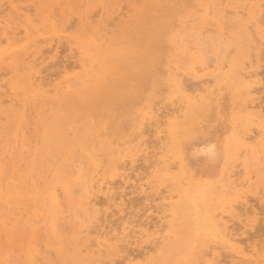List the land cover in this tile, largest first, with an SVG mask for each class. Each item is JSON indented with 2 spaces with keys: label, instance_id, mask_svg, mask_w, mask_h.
I'll list each match as a JSON object with an SVG mask.
<instances>
[{
  "label": "rangeland",
  "instance_id": "obj_1",
  "mask_svg": "<svg viewBox=\"0 0 264 264\" xmlns=\"http://www.w3.org/2000/svg\"><path fill=\"white\" fill-rule=\"evenodd\" d=\"M1 1L2 0H0V2ZM4 1H5V3H4ZM123 1H125V2H123ZM127 1H128V3H127V5H125L126 7H124V4ZM133 1L134 0H36V1L35 0H25V1L24 0H17V1L14 0L12 2L10 0L9 1L3 0L4 5L3 4L1 5V3H0V6H1L0 11H3L6 8V6L8 5V7H7L8 9L6 8L7 10H4L3 12L0 13V19H2L0 21V38H3V36H4L3 41H2V39L0 41V50L4 47H7L9 44L11 48L19 50L20 52L22 51V50H20L21 48L25 49L26 54L23 55V53H22V55L19 54V56H20V58H22V57L26 58L27 57V59L22 58L20 63L14 62V60L12 62L11 59H7V60L0 63V82H1L0 83V88H1L0 92L1 91L3 92L4 91L3 89H6V88L9 89L3 93L1 92L2 94L0 96V98L2 97V99H6V102L3 103V105H1V106H3V108L0 109V126L4 124L6 126L5 127L2 126V127L4 129L5 128L7 129V130L6 129L4 130L3 128H0V131H1L0 132V142H1L0 148L3 147L4 143H6V145H9L11 147L9 152L6 154L5 158L3 159V162L0 166V173H1V175H0V191L2 193V194H0L1 195V197H0V211L3 212V215H1L3 218L0 216V254H1L0 255V264H9V263L10 264H19V263L20 264H32V263L33 264H78V263H80V264H87L88 263L89 264L91 262L93 264H96L97 262L98 263L100 262L99 260H97V257H98V259L99 258L102 259L101 262L104 260L103 258L107 259L106 257H108V259H109V257H111V259L109 260V263H111V264H122V263L124 264L127 261L129 263L127 262L125 264H130V263L134 264L135 260H137L135 264H137V263L138 264L139 263H142V264L143 263L144 264H148V263L149 264H153V263L154 264H158V263L159 264H182L183 262H184L183 264H186V263L192 264L193 261H196V262H193L194 264H201V263L207 264V262H209L208 264H221V263L223 264L226 260L228 261V259H229V261L231 260V264H236V262H234V261H238V258L240 256L242 258L240 257V260L237 262L238 264L243 259H245V262L249 260L250 264H255V263H257V264L261 263L262 264V263H264V260H263L264 254L263 255L260 254L261 249L264 247L262 245L264 242L261 243L262 241H264V187H262V185L260 183H262L261 181H262V179L264 180V178H262L261 180L259 178L260 177L259 175H261V177H264V175L261 174V172L264 173L263 172L264 169H262L264 167V165H263V167H262L263 163L260 164L261 166L259 164L255 165L256 163L260 162V159L258 160V162H256L255 159H253L255 157V155H253V154H256V155L259 154L260 153L259 151H261L260 147L261 148L264 147V143L260 144V142L264 141V139H263L264 133L259 135V138L257 136L258 139H255L253 141L254 143H252V141H250V140H246V141L242 142L241 137H240V135L242 136L245 132L253 133L254 130L257 131V128L259 129V126L263 127L262 125H264V111L261 110L262 108H264V44H263L264 43V37H263L264 36V32H263V30H264V11H263L264 10V4L261 5L262 7L259 5L262 2H264V0H243V1L240 0V1H242L241 3H240V1H237V0H235V2H234V0H230V1L229 0H224V1L223 0H205V1L204 0H192V3H193L192 5L189 4V2L187 3V1H185V0H140L139 2L136 0L134 2ZM227 1H229V2H227ZM10 2H12V3L10 4ZM222 2H224V3L226 2L227 5H230V2H231L232 7H236L237 10L238 9L240 10L242 7H244V4H245L246 7H245V9L243 8L242 11L247 13L246 16L244 15L242 18V16H241L242 12H240V11H239L240 15L238 14L239 18H242V20L244 18L245 19L242 21V23L239 22L240 24L233 21V22H235V24L237 23V25H235V26L230 25L231 22H230V24L228 23L230 26H227V24L224 25V26H227L226 27V33L227 34L226 33L224 34L222 32H220V34H217L218 32L217 33L215 32L216 34H213L214 32L212 33V31L209 29L213 30L215 27L211 26V24L209 22L210 20H209L208 22L205 23V26L203 25L204 30L205 31L208 30L207 32H205L202 28V24L200 21V17L203 14V9L215 8L216 10H219L221 7L224 6V3H222ZM237 2H239V4ZM29 4L31 7L28 6ZM31 4H33V5H31ZM221 4H223V6ZM121 5H122V10H120ZM195 5H196V9H198V10H196V12L194 11ZM258 5H259V7H258ZM18 6L20 8H18ZM99 6H100V10H99ZM69 7H70V9H69ZM228 7H231V6H228ZM24 8H26V10H24ZM56 8H57V10H56ZM251 9L256 10V11H252ZM20 10H22V11H20ZM32 10H33V14L31 15ZM97 10H98V12L96 13V15H98V16L92 17L93 16L92 14L94 12H96ZM261 10H262V12H261ZM9 11H12V12L14 11L15 13H12V12L10 13ZM23 11H24V13H23ZM47 12H48V14L52 13L50 16L53 18H51L47 14ZM4 13L7 15H5ZM17 13H19L20 15H21V13H23V14L20 16ZM26 13H28V14H26ZM63 13H64V15H63ZM71 13H73V16H74L73 18H71L72 17ZM57 14H58V16H57ZM13 15L15 16V18ZM39 15L41 17H39ZM116 15H117V17H116ZM45 16L47 17V19L46 18L44 19ZM69 16H71V17H69ZM87 16H89V17L91 16V17L89 18ZM113 16L116 19L112 18ZM133 16H135L136 18ZM151 17H153V18H151ZM246 17H248L250 19H247ZM255 17H257V18H255ZM32 18H34V19L36 18V22ZM50 18L52 20H50ZM93 18L95 19L94 21H93ZM110 18H112L114 20L115 24H114V22L111 21L112 19L110 20ZM133 18L135 19V22H134ZM147 18H148V20H146ZM258 18H259V20H258ZM39 19H41V20H39ZM57 19H59V20H57ZM107 19L109 21H111L110 24H112L113 26H110V24L107 23V21H108ZM42 20H43V22H46L45 24H47V25L44 26V23L42 22ZM73 20H74V22H73ZM89 20H91L92 24ZM250 20H251V22H250ZM257 20L261 21L259 23L257 22V25L262 30L261 35L263 37V43H260V44L256 43L258 39L257 40L254 39V41H253V39H252V38H254L252 36L253 32L250 31L251 29H253V27L251 26V24L253 23L252 21L256 22ZM262 20H263V22H262ZM70 21H72V22L70 23ZM41 22L43 23V25H41ZM233 22H232V24H233ZM32 23H33V25H32ZM117 23H118V25H117ZM130 23H131V25H129ZM138 23H140L141 25H139ZM21 24H22V26H21ZM69 24H71V25H69ZM6 25H8L7 26L8 28H6V30H5L4 27ZM63 25H65V26H63ZM67 25H69V26H67ZM248 25H250L251 28L247 29L246 27H248ZM26 26H27V31L30 34V36L27 38H25V32H23L24 28ZM107 26H108V28H107ZM127 26H129V27H127ZM64 27H65V29L63 30ZM84 27L85 28L87 27V28L84 29ZM21 28L23 31L21 30ZM104 28H105V31H107V32L103 31ZM135 28H137L136 29L137 31L136 30L134 31ZM8 29H10V30L12 29V30H14V32L16 31V33L13 36L15 38L14 40L13 39H11V40L5 39L6 35L3 33L5 31H8ZM223 29H224V27H223ZM235 30H236V32H234ZM223 31L225 32V29ZM17 32H18V34H17ZM200 32H202L203 35ZM209 32H211V33H209ZM262 32H263V34H262ZM192 33H194V34L192 35ZM7 35H9V34H7ZM218 35H220V36L217 37ZM221 35H222V37L225 36V38H222ZM44 36H45V38H44ZM56 36H57V38H55ZM91 36L93 37V39H91L92 38ZM49 37H50V39H49ZM53 37H54V40L56 39L55 43H54L55 46L52 45L54 42ZM207 37H210L211 40L208 39ZM212 37H214V40H212L213 39ZM246 37L248 40L246 39ZM64 38H66V39H64ZM60 39H63V41H62V42H64V43H62L63 46L66 45L63 48H62V44H60L61 43ZM177 39H178V41H177ZM189 39H192V40L190 41ZM35 40H38V42H39L38 45H36L37 41H35ZM43 40H47V41H44L46 43H44ZM211 41L217 45H213L211 43ZM50 43H52V44H50ZM258 43H259V40H258ZM195 44H196V46H195ZM219 44H222V45H219ZM255 44H257V46ZM261 44H263V45H261ZM232 45H233V48H231ZM27 46H30V47H27ZM35 46H37V47H35ZM58 46H61V47H58ZM73 46H75L74 49L72 48ZM185 46H187V47H185ZM43 47H44V50L47 49L46 51H44V53H42L40 51ZM49 47L50 48L52 47L51 48L52 52H51V49H49ZM190 47H191V49H190ZM193 47H195L194 51H196V53L194 52V54H193V50H192ZM250 47L252 48V50ZM185 48H189L188 52L185 51V50H187ZM68 49H70V50H68ZM219 49H221V50H219ZM224 49H226V52L228 50H232L231 52L230 51L227 52V55H226L227 57L225 58V60H224V57H225L224 56V53H225ZM73 50L76 51V53L73 52ZM161 50H162V52H161ZM253 50L256 52L257 56L254 55L255 52H252L254 56L250 55L251 54L250 52ZM9 51L11 52V50H9ZM203 51H205V52H203ZM257 51H259V52L257 53ZM186 52L189 53L188 56H190V57H187ZM29 53H31V54H29ZM49 53L51 54L50 56H49ZM72 53H75V54H72ZM259 53H261L262 56L261 55L258 56ZM28 55H30V56H28ZM89 55H91V58H89ZM182 55L186 56V58H185L186 60H188V58H189V60L187 62H185L186 64H189L186 66L187 68H185V66H184L185 65V63H184L185 59L183 58L184 56H182ZM36 56L39 58L34 59V57H36ZM46 56H47V59L43 61L42 59H45ZM241 56H242V58H241ZM250 56H253V57H250ZM260 56L262 57V59ZM179 58H183L184 59L183 62H182V59H179ZM205 58H206V60H204ZM253 58H256V59L253 60ZM259 58H260V61H259ZM154 59H155V61H154ZM175 59H177V60L179 59L183 65L179 62V60L177 61ZM223 60H224V62L226 61L225 64H221V62H223ZM40 61H42V62H40ZM242 61L247 62V63L248 62L251 63V65H252L251 70L255 71L257 76L255 75V77L253 76L251 78L250 84H252L253 87L255 86L256 89H259L262 87L260 89L261 91L256 90L258 92L252 91L250 94L246 93L247 89H246L245 84L247 82V78L243 77V73L249 69L245 68L247 66V64L244 63L246 65L245 66L242 63ZM252 61H255V62L253 63ZM22 62L23 63L27 62V64L31 65L32 67L36 63L37 65L33 67L34 70L38 69L39 67H43V68H39L36 71H38L39 76L42 75L44 77L41 80L45 81V84H46L45 88L48 90V93H47V96L44 97L42 100H34V101H31L30 103H28V107H27L23 117H20L18 114H13L12 116H9L8 119L6 120L5 113L7 112L6 110H7L8 104H9V101H7V100H9V98H12L14 96V94H11V92H7V91H12L9 88L10 83H16L19 80V79L16 80L17 77H15V76H17V74L12 71L13 66L14 65L19 66V64H21ZM32 62H35V63H32ZM75 62L78 65H76ZM174 62H177L178 64L176 63V65H175ZM154 63H156V64L154 65ZM43 64L46 67L42 66ZM67 64H69V65H67ZM193 64H195V65L193 66ZM202 64L204 65V68L201 69L200 66H202ZM60 65H62L61 69L59 68ZM63 65H65V66H63ZM168 65H170V66H168ZM173 65H175L176 67ZM178 65H180V66H178ZM220 65H223L224 68L222 69V66H220ZM68 66H69V68H67ZM190 66H191V68H190ZM169 67L170 68L172 67L171 68L172 70ZM242 67H244V68H242ZM253 68H256V69H253ZM58 69H60L61 72ZM84 69H85V71H84ZM160 69H162V70H160ZM163 69L164 70L166 69V71H163ZM218 70H221L220 73H218ZM8 71H10V72H8ZM39 71H40V73H39ZM58 71H59V73H57ZM82 71H84V72H82ZM170 71L172 72V74ZM175 71L178 72V75H177V73L175 74ZM187 71L191 72L190 74L193 76H191L190 74H187V73H189ZM262 71H263V73H262ZM21 72L22 71L19 70V72H18L19 75ZM163 72H164V75L162 74ZM179 72L181 74H183L181 76H182L184 82H187L188 78H189L188 79L189 82H187V83L181 82L182 80L181 79L179 80V78L181 76L178 77L180 74ZM239 72H241V73H239ZM55 73H56L57 77H55ZM259 73H260V76L258 75ZM3 74L4 75L7 74V75L3 76ZM189 75L193 78H191ZM76 76H77V79H76ZM159 76H160V78H158ZM184 76L186 77V79L184 78ZM4 77H5L6 81L8 82L7 84H4V83H6ZM6 77L9 78V80ZM13 77H15V78H13ZM40 78H41V76H40ZM190 78L192 79V81L196 78L197 81L196 80H194V81L197 84H195L194 81L190 82V80H191ZM201 78H203V80ZM204 78H205V80H204ZM206 78L210 79V81H206L207 80ZM11 79L13 81L14 80H16V81L13 82V81H11ZM50 79H52V81L48 82ZM83 79H84V83L82 84ZM158 79H161L163 81L158 80ZM200 79H201V81H200ZM228 80H229V82H228ZM202 81H204V82H202ZM2 82H3V84H2ZM198 82H199V84H201L200 86L198 85ZM208 82H209V84H208ZM181 83H182V85H181ZM64 84L71 85V87L68 89V91L65 92V95L62 96L60 93L55 95L54 89H56L58 87H62V85H64ZM1 85H4V86H1ZM196 85L199 88H197ZM165 86H167V87H165ZM192 86H194V88H192ZM183 87H184V89H187V88L188 89L184 90ZM214 87H215V89H214L215 92H214V90H212ZM191 88L193 90L195 89V92L198 91V89H199L200 91H198L197 93H199L202 97H204V95L206 96V97H204L205 98L204 101L206 104L208 103L207 107H204V106L202 107L201 105H199L200 104L199 102H201L203 100H200L197 97V95H199L197 93H196L197 94L196 96H195V94L191 95V93H190L192 91ZM228 88H229V91H228ZM154 89L158 90L159 92L158 91H156V92H158L160 95L164 94V96H159V97L164 98V100H163V98L161 100L164 101L165 107L162 104L163 102L159 99L158 100L162 103H160V102L156 103L158 100H155V97L158 98V95L156 96L155 91H153ZM164 89H166V90H164ZM162 90H164V91L162 92ZM188 90L190 92H187ZM211 91L213 92L212 93L213 95L210 93ZM20 93H21V90L18 89L17 90L18 98L23 97V94L22 93L20 94ZM137 95H139V96H137ZM233 95H235V96H233ZM247 95H249V96L247 97ZM194 97L195 98L197 97L198 99L196 100ZM211 97H213V98L211 99ZM255 97L257 100H254V102L255 103L257 102L259 104L258 108L257 107L248 108L247 106L245 107V104L249 102L248 100L255 99ZM151 100L153 101L154 104H151ZM181 100H183L182 102H185V103L182 104ZM210 100L211 101L213 100V102H211ZM259 100L262 102H260ZM69 101H70V103H69ZM129 101H130V103H129ZM245 101H246V103H245ZM139 102H140V104H139ZM175 102H177L179 104H177ZM191 102H193V103L191 104ZM237 102H238V105H237ZM132 103L136 104V105L133 104L136 107H134L132 105ZM211 103H213V105ZM5 104H7V105H5ZM129 104H130V106H129ZM149 104H151V105H149ZM155 104H157V106ZM173 104H176L177 106L174 105L175 107H172ZM180 104L183 105L184 107L183 106L181 107ZM61 105H62V109L60 107ZM137 105H138V107H137ZM142 105L145 106V108L141 110ZM178 105H180V108L183 109V110L181 109V114H180V116H182L183 118L177 114L178 115L177 117H179V118H177L178 119L177 120L176 118H174V116H176L177 112L180 113L178 108L176 109V107H179ZM30 106H32V107H30ZM210 106H211V111H213L211 113L208 109ZM213 106H214V109H212ZM162 107H163V109H162ZM166 107L169 108V110ZM186 107H187V109H186ZM240 107H242V108H240ZM149 108H151L152 110L156 109L155 112L153 111L154 115L156 114V112H158L160 114L162 113L161 117L158 114L159 121L162 120V122H163V120H164L163 117L165 115L166 116L165 120L167 122L164 120V123L166 122L165 124H167L168 127L166 125L162 126V124H163L162 122H161L162 124L159 122L160 125H156L153 121V119H155V118L150 117L152 115V110ZM171 108H173V109L175 108L174 111L175 112L177 111V112L172 113L174 111H172L173 109H171ZM239 108H240V111H239ZM255 108H257V109L254 110ZM73 110H74V112H73ZM163 110L164 111L168 110L165 112H167L169 114L172 113V114L166 115L165 112H162ZM146 112H148V113H146ZM199 112H200V115H199ZM253 112H254V114H252ZM114 113H116V114L118 113V114L114 115ZM163 113H165V114H163ZM184 113L187 115H185ZM188 113H190V115ZM245 113H247L248 116ZM250 113H251V117H249ZM212 114L214 116H217V117L212 116ZM26 115H28V116H26ZM83 115H85V116L83 117ZM259 115H260V118H259ZM145 116L148 117V119L146 118V121H150L152 119V121H150V123L147 122L148 126H146V125L144 126V124H146L145 123ZM254 116L257 117L258 119H256ZM91 117L94 118L92 120H95V122L90 120ZM110 117H111V119H110ZM113 117H115V118L113 119ZM116 117H117V119H116ZM185 117H186V119H185ZM261 117H263V118H261ZM75 118H76V121H72ZM134 118H135V120H134ZM160 118H161V120H160ZM171 118H172V120H171ZM180 118H181V120H179ZM252 118H254V119H252ZM124 119H129L132 122V124L129 126V128L127 130L122 126ZM114 120H115V123H112V122H114ZM248 120L250 122H248ZM253 120H255V121H253ZM235 121H236V123H235ZM105 122H107V123H105ZM237 122L238 123L240 122L239 125ZM113 124L115 127H113ZM149 124H150V126H152V125H154V126H152L150 128ZM235 124H236V126H235ZM157 126H158V128H157ZM159 126L161 129L159 128ZM164 126L166 127V130H165ZM239 126H240V128H239ZM107 127H108V129H107ZM144 127L146 128V130L148 129L147 127H149L150 132H149V130H147V132H146ZM169 127L172 128L171 130H173L172 132L174 135L170 132ZM10 128H11V130H10ZM18 128L20 131L18 130ZM74 128H76V129H74ZM162 128H163V130H162ZM251 128H254V130H252ZM140 129H144L145 131L142 130L143 131V133H142ZM237 129L239 132L237 131ZM246 130H248V131H246ZM6 131H8V132H6ZM45 131H46V133H48V134H45L46 137H45V135H43L45 133ZM114 131H116V132H114ZM133 131H136L137 133H135L133 135V133H134ZM159 132H162V133H159ZM6 133L8 136L5 135ZM138 134L141 136L142 140L140 139V136ZM160 134L164 135L163 137H165L166 139L165 138L163 139V137H161L162 138L161 139L159 137ZM72 135H73V137H72ZM75 135H77V136H75ZM162 135H160V136H162ZM262 136H263V138L261 141ZM42 137L44 138V140H41V139H43ZM173 137H174V139H173ZM230 137H231V139H230ZM6 138H7V141H6ZM114 138H115V140H114ZM10 139H11V141H10ZM51 139H52V142H51ZM72 139H73V141H72ZM130 139H132L133 142H131ZM138 139H140V140H138ZM148 139L151 140V143H150V141H148ZM59 140H61L62 142ZM124 140L127 142H125ZM159 140H162V141H159ZM163 140H165L164 144L161 145L163 143ZM139 141L140 142L143 141V143H139ZM144 141L147 144H145ZM156 141H157V143H156ZM71 142H73V143L71 144ZM107 142H109V143H107ZM137 142H138V145L140 144V146L137 145L138 147H135ZM160 142H162V143H160ZM11 143L13 146H11ZM38 143H39V145H37ZM87 143H89V144L86 145ZM95 143H96V147L93 148ZM69 144H71V145H69ZM230 144H231V146H229ZM255 144H257V145H255ZM160 145L163 147V149L167 148V150H163ZM121 146H123L122 147L123 150H122ZM145 146L146 147L149 146V149H147L148 147L146 148ZM158 146L161 148L157 149V148H159ZM257 146H258V148H257ZM34 147H38V149L40 151L36 148L37 149V152H36L35 151L36 149L34 150ZM76 147H77V150L74 151V149H76ZM82 147L87 148V151H86V149L85 150L82 149ZM244 147L246 148L247 151L242 150V149H244ZM124 148H126L127 150ZM135 148L136 149L141 148L142 150L139 149L137 151ZM203 148H204V151H206V149L210 150L211 154L207 151L206 152H200V150H202ZM253 148L255 149V151ZM146 149H147V151H146ZM161 149L166 154H164L161 151ZM240 149L242 150L241 153H240ZM258 149H260V150H258ZM32 150H34V151H32ZM92 150H93V152H92ZM120 150H121V152H120ZM129 150L130 151L133 150L134 152L131 151V153H130L131 155H130L128 153ZM157 150H160L161 152L155 153ZM152 151H153V154H151ZM250 151L251 152L253 151L252 152L253 154ZM49 152L50 153L52 152L51 154L54 153V155H53L55 157L54 159H56V157H57V160L60 161L59 165H61L64 170H68L70 172V174H67L68 172L66 173L67 176L70 175L69 176L70 182H69V187H68L69 189L66 188L64 190L63 188H61L62 184L59 183L58 176L60 177V179L62 178V180H63L62 172L57 171L56 168L53 167V165H54L53 163L56 164V162H53L54 159H51L49 157H48V161L44 162V164H42V167L38 164L40 166L39 170H37L38 173L36 172V170H33L34 175H33V173H32V175L29 174L32 172V169H34L33 164L35 162H34V159H32V156L36 157V160L38 159L36 162L39 163V160L42 159L45 155L48 156ZM69 152H70V155H69ZM140 152H142V153H140ZM167 152L172 153L171 155H176L177 153H179V154H177L178 158L176 156H171ZM123 153L129 154L128 156L130 158L128 157V159H129L128 162H131L130 165H132V167L137 165L136 167L139 166L141 169L136 168V170H135V167L131 169V166H129L127 168V165H126L127 160L125 162L122 159V158L126 159L127 157H126V155L122 156L121 154H123ZM138 153H140L139 154V156H141L140 158H143L145 155H147V156L150 155L149 156L150 158L148 160L154 159L156 157L157 158L161 157V160H160V158L155 159L156 161H158L160 163L158 164V166H156L157 162L155 160H153L156 163L155 165H153L154 164L153 161H152L153 163L151 161H147V158H145L147 156L144 157V160L142 159L143 160V162H142L141 159L138 158L139 157ZM238 153H240V154H238ZM248 153H249L248 156H250V159H248V156H247ZM0 154H1V150H0ZM38 154L39 155L41 154V155L38 156ZM141 154H143L144 156ZM220 154H221V156H220ZM58 155L61 156V158L58 157ZM67 155H69V159H67L68 158ZM100 155H103V156H100ZM180 155H181V157H180ZM241 155H242V157H240ZM245 155L247 156L246 159H242V158H245ZM93 156L96 159H93ZM136 156H138V157L136 158ZM165 156L168 159L170 158L169 160L175 165L173 166V164L170 161H167L168 159H166ZM230 156H233V157H230ZM101 157H103V161L105 160V162L103 164H102V158ZM0 158H1V156H0ZM77 158H78V160H77ZM115 158H118V160L120 159L121 161L123 160V164L125 163L124 168L126 170L127 169L128 170L130 169L129 171L134 170L133 171L134 175H132L133 177L130 176V178H129L128 177L129 175L128 174L126 175V172H129V171L123 172L124 169H123V167H121V166H123V164H121L122 162L120 163L121 166L119 164V166L121 168L118 171V172H121L123 170L121 172V175L117 172L119 167L118 166H117L118 168L116 167V165H117L116 163L118 161H115L116 160ZM131 158L132 159L134 158V160L136 159L135 161L140 160L143 164H144V162L147 163L146 165L145 164L144 165L147 167L148 170H146V168H144L145 166L141 162H136V164H134L135 161L132 160ZM162 158L164 160H162ZM171 158H172V160H171ZM120 160H119V162H120ZM165 160L167 162H169V165L164 164V163H167ZM239 160L240 161L242 160L241 162L244 165L243 166L241 164V162H239L242 165L241 168L244 167V168H242V169H244V171L241 169V171H243V172L238 171V169H240V164H238V165H236V164L238 163ZM69 161H71L70 162L71 164L69 163ZM163 161H165V162L163 163ZM175 161H176V163H175ZM236 161H237V163H236ZM254 161H255V163H254ZM148 162H151L152 164H149V166H147ZM182 162L185 165H182ZM246 162H247L248 166H246ZM250 162H252V163H250ZM37 163H36V166H37ZM65 163H66V165H65ZM233 163H235V164H233ZM253 163H254V166L257 167V170L255 169V167L251 166V165H253ZM18 164H20V165H18ZM101 164H102V166H101ZM140 164H142V166ZM160 164L162 167L160 166V168H159ZM2 165H4V166H2ZM30 165L32 167H30ZM166 165H168L169 169L166 167ZM171 165H172V167L170 168ZM180 165L184 166V168L183 167L181 168ZM219 165L222 167H220ZM228 165H229V167H228ZM249 165L251 166L252 169H249V167H250ZM39 166H37L35 168L38 169ZM178 166H179V169H177ZM62 167H61V169H62ZM115 167L117 169L113 170V168H115ZM155 167L157 168V170ZM98 168H100V170ZM150 168L153 170L154 173L151 171ZM258 168H260L261 171H260V169L258 170ZM20 169L22 172L20 171ZM71 169L73 172L75 171V173L72 172L74 174L73 176L71 174ZM149 169H150V171H149ZM164 169L166 171H164ZM180 169H182L181 174H179ZM111 170L114 173H112ZM233 170H235V171H233ZM252 170H253L254 174H253ZM172 171H174V172H172ZM184 171H186V172H184ZM255 171L259 172V173H257L258 175H256V177H257L256 179L254 177L256 174ZM96 172H98V173H96ZM235 172H236V174H235ZM116 173H118V174H116ZM138 173H141V175ZM148 173H150V174H148ZM223 173H225V174L223 175ZM239 173L241 174L240 175L241 177L239 176ZM129 174H130V172H129ZM146 174H147V176H146ZM232 174H233V176L235 175L236 177L234 176L235 178H233ZM237 174H238V177H240V178H237ZM30 175L33 176L32 179L34 181L29 178ZM117 175L119 176V179L124 178V176L126 175L125 176L126 179H122V181L125 183L128 182L126 184L129 186L134 181L133 178H136V180H137L136 182H133V183H136V185H138L137 182L139 183L140 181H143V183H141V182L140 183L141 184L146 183V185L143 187H145L148 192H149V190L152 191L150 194H153V195L151 196L148 192L146 193L145 191H144L145 193H139V191L136 189L132 193L133 187L130 186L131 187L130 188L127 185L124 186L125 183L123 184V182H121V180H119L117 178ZM135 175H137V176H135ZM177 175H179L178 177L183 176V177H180V178H182L181 181L179 180ZM139 176H140V178H139ZM150 176H151V178H150ZM165 176L167 177L166 178L167 181L165 180ZM172 176L173 177L175 176V177L173 178ZM214 176H216V177H214ZM248 176H249V179H248ZM97 177H100L99 179H102L104 181L107 180L106 182H108V184H110L111 186L114 184L113 186L115 187V185H117L118 182H121V183H119L120 185L122 184L125 188L126 187H128V188L124 189L122 185L121 186L117 185L118 189L121 191L118 195L123 194L125 196V197H123V195H122L121 197H119L115 193L116 190H118V189L117 188L115 189L112 186V190H114V192L112 190L111 191L113 193L110 191L111 196H110V199H108V201L110 200V202H107V200H106V202L108 204L107 203L106 204L101 203L102 204V205H100L102 208L101 210L98 207L99 210L102 212L104 211L103 207H105V211L102 213L103 215L100 212L97 213V215H95V217H97L98 220H96L94 222H95V224L97 222L98 226L97 225L94 226V225H92V222L91 223L89 222V220L91 218L92 220H90V221H93L97 218L94 217V219H93L92 217H90L88 219L83 214V209H82V207H80L79 200H81V197L84 195L85 190H87V189L91 190L89 184L91 181H95L97 179ZM131 177H132L133 181L131 180ZM137 177L139 179H142V180L137 179ZM141 177H143V178H141ZM162 177L164 178V182H163ZM191 177H192V179H191ZM229 177L231 179L233 178V180H234L233 182L235 183V185L238 184L235 182V180L237 178L236 181L237 182L239 181L238 185H240V187L239 186L238 187L239 188L242 187V188L239 189L236 186L230 185V182L232 180ZM110 178H111V180H110ZM115 178L118 181H116ZM196 178H197V180H196ZM219 178L222 180H220ZM145 179H146V181H145ZM149 179H150V181H149ZM151 179L152 180L154 179V180L152 181ZM173 179L175 180V182H173L174 181ZM239 179H241V180H239ZM62 180H60V182H62ZM78 180H79V182H78ZM113 180L116 182H112V183L109 182V181H113ZM124 180H126V181H124ZM156 180H158V182H160V180H161V182L159 183L160 185L156 186V184L158 183ZM242 180L243 181L247 180L248 182L253 180L252 182H254L253 183L254 189L252 190L253 186H252L251 182L250 183H248L247 181L243 182V185H245V186H243ZM39 181H42V182L44 181V182H43V184L40 183L41 185L39 186ZM34 182H36L35 184H37V186L36 185L33 186ZM148 182L151 185L154 183L155 186L152 185L151 189H150V185ZM166 182H168L169 184ZM181 182L182 183L184 182V185ZM224 183H226V185ZM263 183H264V181H263ZM147 184L149 187H147ZM217 184L219 186H217ZM249 184H250V186H249ZM168 185H169V187H168ZM176 185H177V188H176ZM224 185H225V187H227V185L229 186V187H227L228 190L230 187H233V188L236 187L234 190L231 188L232 189L231 190L232 196L230 194L231 193L230 190L228 191V193L226 191V193L229 196L226 193H224L225 189H226L224 187ZM76 186H78V188L81 189L79 192H77ZM258 186L262 187V189H258L259 188ZM12 187H14V188H12ZM74 187H76V188H74ZM155 187H156V189H155ZM158 187H160L162 189H160ZM221 187H222V189H221ZM6 188H7L8 193H9V190H11V188H12L11 191L14 190L13 192L10 191V193H11L10 195H13V194L15 195V193H17V191L19 193H17L16 196L13 195L14 199H11L9 197L6 199L4 196L5 195L4 193H6L5 192ZM152 188H154V190H152ZM166 188H168L170 191L167 189L168 190V192H167ZM175 188L178 189V191H179V192L177 191L178 194L176 193ZM15 189H16V192H15ZM53 189L55 190V193L57 194L55 205L52 204L50 201H48L49 199L47 196V192L49 190H53ZM71 189L74 190V192L76 191L77 193L72 195V193L70 192ZM200 189H202V190H200ZM94 190H95V188H93V191ZM119 190H118V192H119ZM130 190H131V193H130ZM257 190H258V192H257ZM21 191H23V192H21ZM194 191H196L197 193L196 192L194 193ZM235 191L238 194L235 193ZM250 191H252V192H250ZM125 192L126 193L128 192L129 194L126 196ZM135 192H137V193H135ZM245 192L247 193V195L245 194V196L248 197L247 198L248 200L247 199L245 200L243 195L241 197V194L242 193L244 194ZM233 193H234V195H233ZM112 194L113 195L116 194L115 197L118 196L117 197L118 199L115 198V200H114V197ZM143 194H144V196H143ZM148 194L150 196L147 198L146 196H148ZM194 194H196V195H194ZM225 194H226V198H224ZM221 195H223V196H221ZM235 195H236V197H235ZM238 195L241 199L238 198ZM163 196L166 198H164ZM177 196H178V198H177ZM203 196H205V197H203ZM230 196L232 197V200H230L231 199ZM259 196H260V198H259ZM101 197H102L101 195H97V199H99ZM122 197L125 200L122 199ZM161 197H163L165 200L167 199L168 202H167V200L164 201V199ZM172 197L174 199L177 198V201H170V200H174ZM34 198H35V200H34ZM102 198L99 199V200H102L101 202H103ZM159 198L163 199V201ZM169 198H171V199L169 200ZM196 198H198V199H196ZM203 198H204V200H203ZM210 198L211 199L213 198V199L211 200ZM218 198H219V200H218ZM234 198H237V199L234 200ZM207 199H208V201H207ZM224 199H226V201ZM74 200H76L77 202ZM46 201H48V202H46ZM113 201L116 205H113L114 204V203H112ZM117 201H119V202H117ZM122 201H123L125 206L126 205L128 206V207L126 206L127 210L125 208V210L127 211L126 212L127 214H125V215L128 216L132 212V214L129 215L130 217L132 216V218H130L128 216V218L131 219V220L129 219V222L131 221V225L135 221L137 222V225L140 224V221H141V224H143L145 221V225H142V227H140V225L137 226L136 224H133L134 229H137V227H138L139 230L143 229V232H144V226L146 229L148 226L147 231L145 230L146 234L140 233L141 235L140 234L138 235L140 238L137 239L138 241L137 240L135 241L136 243L131 241L132 239L129 240L130 242H132L133 246L131 244L129 245L127 242H123L120 238L123 235L120 233V231H121L120 226H122L121 224L124 223V221H128V220L124 219V217L126 218L127 216L121 215V214L125 213V210H123L124 213L121 211L120 212L118 211V213L115 212L113 214V212H112V214L110 215V212L112 210L111 209L112 206H113V208L115 207L116 211H117V208L119 206L120 207L118 209H120L122 207V204H123ZM203 201H204V203H203ZM235 201L240 205H238ZM239 201H241V202L244 201V202L239 203ZM45 202H46V204H45ZM157 202L158 203H160V202L173 203L172 205L168 204V209L171 208V210H168V209L165 210L164 206L167 203L166 204L163 203L164 205L162 203L159 204V205L163 206V207H161L162 210L164 209L165 212L168 211L169 213L166 212L165 214H163L162 210H160L161 208L159 206H156V205H158ZM174 202H176V203L179 202L180 205H179V203L176 204ZM184 202H185V204H184ZM188 202H189V204H188ZM221 202H223V203H221ZM227 202H229V204ZM109 203L111 204L110 208L108 207ZM232 203H234V204H232ZM22 204H23V206H22ZM195 204H197V205H195ZM223 204H225V205H223ZM230 204H232L231 207H230ZM235 204L238 205L237 206L238 209L235 208V206H236ZM202 205H204V208H202L203 207ZM233 205H234V207H233ZM147 206H149V207H147ZM156 207H157V209H156ZM199 207H201L202 209L200 210ZM25 208L27 209L26 210L27 213L25 215V220H26V223H28V221H29L28 226H27V228L29 230L24 229L23 231H20L19 229L22 230L23 228L18 227L16 232H14V234L16 235V236H14L16 241H14L15 239L12 237L14 239V240H12L10 238V234L8 233L9 224L11 221H13V218L19 214L18 212L25 211ZM123 208L124 207H122L121 210ZM232 208H234L236 210L233 211ZM109 209H111L110 212H109ZM187 209L190 210L188 212L191 215H189V213L187 212ZM231 209H232V212L237 211L236 215H238V216H236L235 214L230 212ZM114 210L115 209H113L112 211H114ZM179 210H181V211H179ZM199 210L201 211L202 214L200 213ZM219 210H221V211H219ZM157 211L162 212L161 214H163V216L166 215V218H164V217L162 218V215L160 213H156ZM196 211H198V212H196ZM205 211H206V213H205ZM218 211H219V214H218ZM222 211H225V212H222ZM40 212H41V214H39ZM105 212L108 213L110 216L107 215ZM220 212H222V214L225 213V215L227 213L230 215L231 214L235 215V216L231 215V216H233L232 217L233 219H231V221H228L229 224L227 223L232 228L230 226L229 227L227 226V229L230 228L229 229L230 231L234 230L237 234L233 233V231H232V233L235 234V236L240 239V240L238 239L239 245H238L236 240H235L234 244L236 246L235 248L237 250H242L244 255L242 254L239 257L236 256L237 260L235 257H233V256H235V254L233 252L234 250L233 251L231 250L232 248H225L224 249V248L219 247V248H221L220 252H218L220 250L219 248H217V249L215 248L216 245H217V247L222 246L221 245V229H222V226H219L220 224L218 222V221H220V218H219L220 214H221ZM203 213H204V215L206 214L205 215L206 217L204 216L205 218L202 216ZM98 214H100V215L98 216ZM180 214L183 216H180ZM186 214H188V215H186ZM215 214H216V216H214ZM106 215L110 217L109 218L110 220L108 219V217ZM119 215L121 216L120 220L118 217ZM160 215H161L160 219H161L162 223H160L159 222L160 219L157 218ZM200 215L202 217H199ZM225 215H224V217H225ZM230 215H229V218H231ZM26 216H28V217H26ZM38 216L41 217V220ZM100 216L102 217V219H106L109 221L105 220L106 222H104V220H103V223H101L102 221H101ZM150 217H152L154 219H152V218L150 219ZM194 217H196V219ZM99 218H100L101 222L99 221ZM168 218L170 219L169 222H168V220H167V222H165L166 219H168ZM180 218H182V219H180ZM32 219L33 220L39 219L40 222L33 227L32 224L30 223L32 221ZM133 219H138V220L134 221ZM206 219H207V221H206ZM227 219L228 218L226 217L225 220H227ZM76 220L80 221V223L82 222L81 223L82 225L86 222L85 223L86 225L90 224L91 226H89V227H92L93 229L96 228V229H94L93 232H90L91 234L88 233V231L91 230L92 228L87 229V233H86V230L83 231V232H85V234H84V233L80 232L81 229L79 230V228H81V226L79 225L80 223L79 224L76 223V222H78ZM193 220H195L196 223ZM250 220H251V222H250ZM119 221H120V223L121 222L122 223L120 224ZM142 221H143V223H142ZM170 221H171V223H170ZM175 221H176V223H175ZM214 221H217V222H214ZM53 222H54V224H52ZM99 222L102 225L99 224ZM146 222L147 223L149 222V224H147ZM73 223H74V225L72 227L71 225ZM152 223H154L155 225ZM245 223H246V225H244ZM104 224H105V226H104ZM109 224L111 226H109ZM112 224H114V225L118 224V225L112 226ZM150 224L154 225L155 227L151 226ZM169 224H170V226H169ZM172 224L173 225L175 224V225L173 226ZM106 225L109 226V229L111 227V229L110 230L106 229L105 227L108 228V226H106ZM202 225H204V227ZM210 225H211V227H210ZM254 225H256L257 227ZM102 226L104 229L102 228ZM167 226H169V227H167ZM201 226L203 229L201 228ZM46 227H47V229H45ZM97 227H99L98 229H100V230H98ZM117 227L120 229L118 230ZM151 227H153V228H151ZM171 227H173V228L171 229ZM254 227H256V228H254ZM53 228H54V231H52ZM198 228H199V230H198ZM211 228H212V230H211ZM3 229L5 232L3 231ZM151 229H153V230L156 229L154 232L156 235H158V236H156V238L158 239V242H157V239L154 237L155 236L154 232L152 233ZM193 229H195L197 231H193ZM77 230L79 232H77ZM148 230L151 232H148ZM98 231L101 232V235H100V233L97 234ZM111 231H113V233ZM170 231H171V234L173 236L172 238L170 235ZM115 232L120 233V234L117 233L118 240L115 239L116 237L115 238L113 237V235L116 234ZM178 232H181V234ZM195 232H197V233H195ZM92 233L94 235H92ZM103 233H104V235L106 234L105 237L103 236ZM107 233H109V235ZM149 233L153 234V235H149ZM175 233H178L179 236L182 238L184 237L183 241L180 240L181 238L179 239L178 235L176 236ZM31 234H32V236H30ZM73 234H74V238H73ZM80 234L81 235L83 234L82 237L79 236V240H80L81 244L80 243L76 244L78 241L76 238H78L77 236ZM165 234L166 235L169 234V236H165ZM204 234H206L205 236L207 237V241H206ZM207 234H208V236H207ZM46 235H48V236H46ZM58 235H61V236L58 237ZM174 235H175V237H174ZM210 235L213 237V242L210 241L212 239L208 238ZM22 236H23V239H22ZM28 236H30V237H28ZM83 236H84V238H83ZM85 236H86V238H85ZM92 236H93L94 241H95V238L98 236L97 239H99V237H100V238H102L101 239L102 241L105 239H106V241L110 240L111 242L110 241L109 242H110V244L112 243V245L114 243H118L116 245L117 247L114 246L115 245L114 244L113 246L115 247L114 248L115 250H108L109 251L108 254L106 253L107 249L104 248V246H103V249L99 251L96 248L97 247L96 243L93 242V240L89 239V238H92ZM107 236H109L110 238ZM19 237L21 238V241L18 240ZM111 237H113V238H111ZM153 237L155 238V242H153V240H152V239H154ZM160 237L162 239H160ZM251 237H253V238L255 237V238L253 239ZM143 238L145 240L146 239H148V240H146V241L143 240V241H145V242H143L142 241ZM174 238H175V241L173 240ZM46 239L49 240L50 245H48V243H47L48 240H46ZM126 239H128V238H126ZM198 239H199L201 245L199 243H196V241L199 242ZM84 240H86V241H84ZM112 240L114 243L112 242ZM151 240L154 244L162 242L165 246L162 243L157 244V245L155 244L156 247L161 246L160 248H158V250L160 252L157 249L155 250L156 252L151 249V247L156 248L153 245V243H152V246L150 245L151 243L149 244V247L151 246L150 248H145V247H148L146 245L143 248V250L139 249V247H143L144 244H146V243L148 244V242L149 241L151 242ZM256 240H258V241H256ZM88 241L90 243L92 242L93 244L91 243L92 245H87ZM140 241H142V242H140ZM205 241H206V243H204ZM215 241H217L218 243H216ZM13 242H15V243H13ZM21 242L25 243V244H22L23 247L21 245ZM29 242H30V245H32L35 248H31V246L28 245ZM84 242H85V244H84ZM209 242H210V244H209ZM255 242H257V244ZM56 243H58V246ZM94 243H95V245H94ZM119 243H120V247H121L120 249H122L124 247L125 252L123 251L124 248L122 249V252L120 249H118ZM122 243H125V244L127 243L129 247L127 246V244L126 245L123 244L124 246L121 245ZM133 243H135V245ZM142 243H143V245H142ZM191 243H192V245H191ZM212 243H214V244L216 243V244L213 246ZM236 243H237V245H236ZM168 244H170L169 245L170 249H169V251H166V250H168V248H166L168 246ZM197 244L199 246H197ZM211 244L214 248L210 246ZM20 245H21V247H20ZM85 245L87 247L88 246L89 247L87 248ZM202 245L204 248L202 247ZM69 246H71V247H69ZM90 246H94V247H92V249L97 250L99 253L97 251H96L97 253L92 251ZM134 246H137V247L135 248ZM192 246H193V248L191 249ZM259 246H262V247H259ZM27 247L30 248V250H28ZM127 247L129 248L130 251L126 250V249H128ZM130 247H131V249H130ZM132 247H134V248H132ZM163 247H164V249H163ZM201 247H202V249H201ZM24 248H25V250H24ZM208 248L211 249V251H210L211 254L209 253L210 257L211 258L215 257L213 260H215L216 257H217V259H220V257L221 258L225 257L224 258L225 260L220 259L221 263L220 262L218 263V261H220V260H218L216 263V260L213 261L210 257H207L206 253L209 251ZM81 249L85 250V252ZM135 249L137 250V252L139 251L138 252L139 255L141 254L140 251L141 252L143 251L146 254L148 253L149 254L148 258L145 257L147 255H145L142 252L144 254L143 257L145 259H143V257L141 258L142 255L139 256L138 254H136V255H138L137 256L138 258L135 257L136 258L135 259L134 257H129L131 259V260H129L128 256H131V254L133 255L134 253H136ZM145 249L146 250L151 249V250L149 252V250L146 251ZM160 249H162V250H160ZM181 249H183L184 251ZM194 249H196L197 253L194 251ZM203 249H206V250H203ZM243 249L246 252H244ZM56 250L58 252H56ZM188 250H189V252H188ZM228 250L231 251V253ZM258 250H259V254H260L259 256L256 255V254H258V252H257ZM73 251H74V253H73ZM90 251H91V253H90ZM102 251L106 254V256L104 253H103L104 255L100 253ZM111 251H113L114 254H113V252L111 253ZM126 251H127V253L128 252L130 253L132 251H134V252H132L130 255L127 254L128 256L125 255L127 257L126 258L127 260L125 261V259H120V258H122L120 256V254L121 255L126 254ZM205 251H206V253H205ZM92 252H94V253H92ZM153 252H155V253H153ZM165 252H167V253H165ZM203 252H204V254H203ZM217 252H218V254H217ZM221 252H222V254H221ZM226 252H228L229 254ZM253 252H256V253H253ZM117 253H119L118 257L116 256ZM152 253L154 254V256ZM213 253L217 256L213 255ZM48 254H49V256H48ZM74 254H77V255H74ZM155 254H158V255H155ZM226 254H228V256ZM232 254H233V256H232ZM25 255H27V256H25ZM41 255H42V257H44L43 259L41 258ZM63 255H64V257H63ZM82 255H83V258H82ZM172 255H174L175 257ZM229 255L232 256L231 259H230ZM12 256L14 257V259ZM59 256H61V257H59ZM89 256H91L90 258H93V261L90 262L91 259L88 258ZM112 256L115 259L112 258ZM193 256H194V258H193ZM260 256H261V262H259ZM46 257H47V259H46ZM57 257H59V258H57ZM94 257H96V258L94 259ZM167 257H169V258H167ZM173 257H174V259H173ZM9 258H11V259H9ZM76 258H77V260H76ZM123 258H125V257H123ZM162 258L163 259L166 258V259L162 260ZM184 258H186V259H184ZM232 258L234 259V261L232 260ZM250 258L252 260H250ZM70 259L72 261H70ZM86 259H88V260H86ZM133 259H134V261H133ZM157 259H158V261H157ZM169 259L170 260L172 259V260L170 261ZM191 259H193V260H191ZM198 259H200V260H198ZM11 260H12V262H11ZM83 260L86 263L85 262L83 263L82 262ZM111 260H112V262H111ZM142 260H144V261H142ZM256 260H258L259 263ZM29 261H31V262H29ZM155 261H157V262H155ZM165 261H167L168 263ZM198 261H200V262H198ZM203 261H205V262H203ZM229 261H228V264H230ZM251 261H253V262L251 263ZM101 262L99 264L104 263V262H102V263ZM226 262H225V264H226ZM243 262L244 261H242L240 263L244 264ZM109 263L107 261V263H104V264H109Z\"/></svg>",
  "mask_w": 264,
  "mask_h": 264
},
{
  "label": "bare ground",
  "instance_id": "obj_2",
  "mask_svg": "<svg viewBox=\"0 0 264 264\" xmlns=\"http://www.w3.org/2000/svg\"><path fill=\"white\" fill-rule=\"evenodd\" d=\"M6 1H7V0H6ZM8 1H9V0H8ZM10 1L13 2L14 0H10ZM15 1H17V0H15ZM24 1H25V0H24ZM35 1H36V0H35ZM134 1H135V0H134ZM134 1H133V2H134ZM136 1L139 2L140 0H136ZM185 1H187V3L189 2V4H191V5L193 4V3H192V0H185ZM190 1H191V2H190ZM204 1H205V0H204ZM223 1H224V0H223ZM229 1H230V0H229ZM229 1H227V2H229ZM237 1H240V0H237ZM242 1H243V0H242ZM242 1H240V3H241ZM12 2H10V4H11ZM49 2H50V1H49ZM109 2H110V1H109ZM123 2H125V1H123ZM196 2H197V1H196ZM234 2H235V0H234ZM0 3H1V5H2V4H3V0H2ZM4 3H5V1H4ZM33 3H34V2H33ZM51 3H52V2H51ZM110 3H111V2H110ZM127 3H128V1L124 4V7H126L125 5H127ZM177 3H178V2H177ZM187 3H186V4H187ZM209 3H210V2H209ZM222 3H224V2H222ZM237 3L239 4V2H237ZM247 3H248V2H247ZM238 4H237V5H238ZM262 4H264V2H262V3L259 4V5L261 6ZM3 5H4V4H3ZM15 5H16V4H15ZM15 5H14V6H15ZM31 5H33V4H31ZM122 5H123V4H122ZM122 5H121V7H120V10H122ZM179 5H180V4H179ZM209 5H210V4H209ZM221 5L223 6V4H221ZM259 5H258V7H259ZM5 6H6V5H5ZM16 6H17V5H16ZM16 6H15V7H16ZM28 6H30V4H29ZM61 6H62V5H61ZM65 6H66V5H65ZM189 6H190V5H189ZM228 6H231V7H228ZM233 6H234V5H233ZM239 6H240V5H239ZM0 7H1V6H0ZM7 7H8V5L6 6V8H7ZM30 7H31V6H30ZM166 7H167V6H166ZM166 7H165V8H166ZM237 7H238V6H237ZM245 7H246V5L244 4V7H242L240 10H239V9L237 10L236 7H232L231 2H230V5H227V3L225 2V3H224V6L221 7L219 10H216L215 8H205V9H203V14H202L201 17H200V21H201V24H202V28H203V25L205 26V23L208 22V21L210 20L209 22H210L211 26H212V27H215L213 30H212V29H209V30L212 31V33L214 32L213 34H216L217 32H218L217 34H220V32H222V33L225 34V33H226V27H227V26H230V25L235 26V25H237V23H239V22L242 23V21L245 19V18H244V19L242 20L243 16H244V15L246 16V14H247L246 12H243V11H242L243 8L245 9ZM261 7H262V6H261ZM4 8H5V7H4ZM6 8H5L4 10H7V9H8V8H7V9H6ZM16 8H17V7H16ZM18 8H20V7L18 6ZM22 8H23V7H22ZM41 8H42V7H41ZM171 8H172V7H171ZM254 8H255V7H254ZM64 9H65V8H64ZM69 9H70V7H69ZM69 9H68V10H69ZM255 9H256V8H255ZM0 10H1V9H0ZM2 10H3V9H2ZM4 10H3V11H4ZM24 10H26V8H24ZM56 10H57V8H56ZM62 10H63V9H62ZM99 10H100V6H99ZM115 10H116V9H115ZM120 10H119V11H120ZM166 10H167V9H166ZM196 10H198V9H196V5H195V10H194V11L196 12ZM199 10H200V9H199ZM251 10H252V9H251ZM3 11H0V13L3 12ZM20 11H22V10H20ZM74 11H75V10H74ZM119 11H118V12H119ZM128 11H129V10H128ZM201 11H202V10H201ZM239 11L242 12V13H241L242 18H239V17H238V14L240 15V12H239ZM252 11H256V10H252ZM263 11H264V10H263ZM9 12L11 13L12 11H9ZM54 12H55V11H54ZM58 12H59V11H58ZM63 12H64V11H63ZM75 12H76V11H75ZM97 12H98V10L92 14V15H93L92 17H94V16H98V15H96ZM178 12H179V11H178ZM257 12H258V11H257ZM261 12H262V10H261ZM261 12H260V13H261ZM12 13H15V12L13 11ZM23 13H24V11H23ZM23 13H21V15H22ZM67 13H68V12H67ZM121 13H122V12H121ZM243 13H244V14H243ZM253 13H254V12H253ZM255 13H256V12H255ZM4 14H5V13H4ZM4 14H3V15H4ZM17 14H19V13H17ZM26 14H28V13H26ZM32 14H33V10H32L31 15H32ZM47 14H48V12H47ZM47 14H46V15H47ZM51 14H52V13H51ZM51 14H48V15L50 16ZM65 14H66V13H65ZM71 14H72V17H71V16H69V17L73 18V17H74V16H73V13H71ZM257 14H258V13H257ZM5 15H7V14H5ZM19 15H20V14H19ZM21 15H20V16H21ZM48 15H47V16H48ZM63 15H64V13H63ZM13 16H14V15H13ZM49 16H48V17H49ZM57 16H58V14H57ZM2 17H3V16H2ZM2 17H1V18H2ZM30 17H31V16H30ZM39 17H41V16L39 15ZM50 17H51V16H50ZM64 17H65V16H64ZM87 17H89V16H87ZM90 17H91V16H90ZM90 17H89V18H90ZM116 17H117V15H116ZM133 17H135V16H133ZM6 18H7V17H6ZM14 18H15V16H14ZM25 18H26V17H25ZM45 18L47 19L46 16L44 17V19H45ZM51 18H53V17H51ZM51 18H50V20H52ZM66 18H67V17H66ZM82 18H83V17H82ZM112 18H114V16H113ZM112 18H110V20H111ZM135 18H136V17H135ZM151 18H153V17H151ZM246 18H247V19H250V18H248V17H246ZM255 18H257V17H255ZM32 19H34V18H32ZM62 19H63V18H62ZM114 19H116V18H114ZM133 19H134V18H133ZM261 19H262V18H261ZM1 20H2V19H0V21H1ZM34 20H35V22H36V18H35ZM37 20H38V19H37ZM39 20H41V19H39ZM57 20H59V19H57ZM60 20H61V19H60ZM66 20H67V19H66ZM94 20H95V19L93 18V21H94ZM107 20H108V19H107ZM146 20H148V18H147ZM152 20H153V19H152ZM254 20H255V19H254ZM258 20H259V18H258ZM258 20H257L256 22L252 21L253 23L251 24V26L253 27V29H251L250 31L253 32V33H252V36L254 37V38H252L253 41H254V39H255V40L258 39V40H259V43H258V40H257L256 43H257V44H260V43H263V37H264V36L262 37V35H261V31H262V30H261V29L259 28V26L257 25V22H258V23L261 22V21H258ZM19 21H20V20H19ZM44 21H45V20H44ZM55 21H56V20H55ZM68 21H69V20H68ZM89 21L91 22V20H89ZM111 21L114 22L113 19H112ZM111 21L108 20L107 23L110 24ZM233 21H235V22H237V23L235 24V22H233ZM247 21H248V20H247ZM2 22H3V21H2ZM2 22H1V23H2ZM7 22H8V21H7ZM7 22H6V23H7ZM42 22H43V20H42ZM42 22H41V25H43V23H44V26L47 25V24H45L46 22H43V23H42ZM71 22H72V21H70V23H71ZM73 22H74V20H73ZM134 22H135V19H134ZM148 22H149V21H148ZM192 22H193V21H192ZM230 22H231V24H230ZM232 22H233V24H232ZM250 22H251V20H250ZM262 22H263V20H262ZM26 23H27V22H26ZM65 23H66V22H65ZM145 23H146V22H145ZM196 23H197V22H196ZM198 23H199V22H198ZM228 23H229L230 25H229ZM91 24H92V22H91ZM114 24H115V22H114ZM138 24L141 25L140 23H138ZM138 24H137V25H138ZM147 24H148V23H147ZM210 24H209V25H210ZM226 24H227V26H224V25H226ZM239 24H240V23H239ZM243 24H244V23H243ZM262 24H263V23H262ZM26 25H27V24H26ZM32 25H33V23H32ZM54 25H55V24H54ZM57 25H58V24H57ZM69 25H71V24H69ZM69 25H67V26H69ZM73 25H74V24H73ZM106 25H107V24H106ZM117 25H118V23H117ZM129 25H131V23H130ZM132 25H133V24H132ZM144 25H145V24H144ZM174 25H175V24H174ZM197 25H198V24H197ZM259 25H260V24H259ZM1 26H2V25H1ZM7 26H8V25H6V26L4 27L5 30H6V28H8ZM21 26H22V24H21ZM21 26H20V27H21ZM63 26H65V25H63ZM110 26H113V25L110 24ZM198 26H199V25H198ZM239 26H240V25H239ZM251 26L248 25V27H246V28L249 29V28H251ZM51 27H52V26H51ZM70 27H71V26H70ZM72 27H73V26H72ZM90 27H91V26H90ZM127 27H129V26H127ZM223 27H224V29H225V32L223 31V30H224ZM15 28H16V27H15ZM38 28H39V27H38ZM86 28H87V27H86ZM86 28L84 27V29H86ZM107 28H108V26H107ZM107 28H106V29H107ZM188 28H189V27H188ZM234 28H235V27H234ZM16 29H17V28H16ZM64 29H65V27L63 28V30H64ZM76 29H77V28H76ZM88 29H89V28H88ZM132 29H133V28H132ZM136 29H137V28H135L134 31H135ZM196 29H197V28H196ZM221 29H222V30H221ZM244 29H245V28H244ZM17 30H18V29H17ZM19 30H20V29H19ZM21 30H22V28H21ZM21 30H20V31H21ZM55 30H56V29H55ZM89 30H90V29H89ZM203 30H204V28H203ZM231 30H232V29H231ZM252 30H253V31H252ZM1 31H2V30H1ZM22 31H23V30H22ZM22 31H21V32H22ZM30 31H31V30H30ZM30 31H29V32H30ZM57 31H58V30H57ZM103 31H105V28L103 29ZM136 31H137V30H136ZM204 31H205V30H204ZM207 31H208V30H207ZM207 31H205V32H207ZM250 31H249V32H250ZM23 32H25V38H27V37L30 36V34H29L28 31H27V26L24 28V31H23ZM105 32H107V31H105ZM215 32H216V33H215ZM234 32H236V30H235ZM263 32H264V30H263ZM263 32H262V34H263ZM15 33H16V31L14 32V30H12V29H11V30L8 29V31H5L3 34L6 35V36H5V39H6V40H9V39H10V40H11V39L14 40L15 38H14L13 36H14ZM190 33H191V32H190ZM200 33H202V32H200ZM209 33H211V32H209ZM7 34H9V35H7ZM17 34H18V32H17ZM80 34H81V33H80ZM187 34H188V33H187ZM193 34H194V33H192V35H193ZM224 34H223V35H224ZM226 34H227V33H226ZM235 34H236V33H235ZM54 35H55V34H54ZM143 35H144V34H143ZM202 35H203V33H202ZM108 36H109V35H108ZM219 36H220V35H218L217 37H219ZM255 36H256V37H255ZM91 37H92V36H91ZM215 37H216V36H215ZM221 37H222V35H221ZM3 38H4V36H3ZM3 38H0V41H1V39H2V41H3ZM44 38H45V36H44ZM55 38H57V36H56ZM62 38H63V37H62ZM207 38L211 40L210 37H207ZM212 38H213L212 40H214V37H212ZM222 38H225V36H223ZM49 39H50V37H49ZM64 39H66V38H64ZM91 39H93V37H92ZM246 39H247V37H246ZM246 39H245V40H246ZM38 40H39V39H38ZM38 40H35V41H37V44H36V45H38V43H39ZM51 40H52V39H51ZM53 40H54V37H53ZM55 40H56V39H55ZM55 40H54L53 44H52V43H50V44H52L53 46H55V45H54ZM58 40H59V39H58ZM58 40H57V41H58ZM189 40L191 41L192 39H189ZM223 40H224V39H223ZM247 40H248V39H247ZM44 41H47V40H43V42H44ZM62 41H63V39H60V42H61L60 44L64 43V42H62ZM177 41H178V39H177ZM185 41H186V40H185ZM187 41H188V40H187ZM70 42H71V41H70ZM195 42H196V41H195ZM245 42H246V41H245ZM44 43H46V42H44ZM57 43H58V42H57ZM57 43H56V44H57ZM211 43H212L213 45H217V44L213 43L212 41H211ZM257 44H255V45L257 46ZM263 44H264V43H263ZM263 44H261V45H263ZM52 45H51V46H52ZM166 45H167V44H166ZM197 45H198V44H197ZM219 45H222V44H219ZM224 45H225V44H224ZM53 46H52V47H53ZM56 46H57V45H56ZM65 46H66V45L63 46V44H62V48L65 47ZM67 46H68V45H67ZM195 46H196V44H195ZM250 46H251V45H250ZM256 46H255V47H256ZM18 47H19V46H18ZM27 47H30V46H27ZM35 47H37V46H35ZM45 47H46V46H45ZM52 47H51V48H52ZM58 47H61V46H58ZM91 47H92V46H91ZM164 47H165V46H164ZM185 47H187V46H185ZM215 47H216V46H215ZM251 47H252V46H251ZM251 47H250V48H251ZM253 47H254V46H253ZM261 47H262V46H261ZM25 48H26V47H25ZM46 48H47V47H46ZM51 48L49 47V49H51ZM72 48L74 49L75 46H73ZM72 48H71V49H72ZM194 48H195V47H193V49H192V50H193V54H194V52L196 53V51H194ZM231 48H233V45L231 46ZM231 48H230V49H231ZM245 48H246V47H245ZM49 49H48V50H49ZM53 49H54V48H53ZM165 49H166V48H165ZM182 49H183V48H182ZM185 49H187V50H185V51L188 52V49H189V48H185ZM190 49H191V47H190ZM260 49H261V48H260ZM9 50H11V52H10ZM20 50H22V51L20 52L19 50H16V49H14V48H11L10 45L8 44L7 47H4V48H2V49L0 50V63L3 62V61H5V60H7V59H11L12 62H13V60H14V62L20 63L23 57L20 58L19 54H21V55H22V53H23V55L26 54L25 49H22V48H21ZM42 50H43V51H42ZM46 50H47V49H46ZM46 50H44V47H43L40 51H41L42 53H44V51H46ZM68 50H70V49H68ZM97 50H98V49H97ZM199 50H200V49H199ZM219 50H221V49H219ZM224 50H225V53H224V56H225V57H224V60H225V58L227 57V56H226V55H227V52H229V51L231 52L232 50H228L227 52H226V49H224ZM251 50H252V48H251ZM62 51H63V50H62ZM163 51H164V50H163ZM189 51H190V50H189ZM261 51H262V50H261ZM30 52H31V51H30ZM51 52H52V49H51ZM73 52L76 53V51H74V50H73ZM93 52H94V51H93ZM161 52H162V50H161ZM161 52H160V53H161ZM187 52H186V53H187ZM203 52H205V51H203ZM234 52H235V51H234ZM252 52H255V51H254V50L251 51V52H250V53H251L250 55H253ZM258 52H259V51H257V53H258ZM42 53H41V54H42ZM75 53H72V54H75ZM157 53H158V52H157ZM197 53H198V52H197ZM218 53H219V52H218ZM218 53H217V54H218ZM29 54H31V53H29ZM38 54H39V53H38ZM52 54H53V53H52ZM188 54H189V53H187V57H190V56H188ZM203 54H204V53H203ZM50 55H51V54L49 53V56H50ZM53 55H54V54H53ZM254 55L257 56L256 52H255ZM254 55H253V56H254ZM259 55L262 56L261 53H259L258 56H259ZM26 56H27V55H26ZM28 56H30V55H28ZM74 56H75V55H74ZM182 56H184V55H182ZM253 56H250V57H253ZM261 56H260V57H261ZM44 57H45V56H44ZM71 57H72V56H71ZM37 58H39V57H37V56L34 57V59H37ZM89 58H91V55H89ZM183 58L185 59L186 56H184ZM183 58H179V59H182V62H183V60H184ZM241 58H242V56H241ZM23 59H27V57H26V58H23ZM46 59H47V56H46L45 59H42V60L44 61V60H46ZM76 59H77V58H76ZM179 59H178V60H179ZM209 59H210V58H209ZM218 59H219V58H218ZM254 59H256V58H253V60H254ZM261 59H262V57H261ZM85 60H86V59H85ZM175 60H177V59H175ZM178 60H177V61H178ZM188 60H189V58H188ZM188 60L185 59V60H184V63L187 62ZM204 60H206V58H205ZM213 60H214V59H213ZM224 60H223V62H221V64H225L226 61L224 62ZM27 61H28V60H27ZM154 61H155V59H154ZM173 61H174V60H173ZM259 61H260V58H259ZM40 62H42V61H40ZM179 62L181 63L180 60H179ZM252 62L254 63L255 61H252ZM32 63H35V62H32ZM75 63H76V62H75ZM170 63H171V62H170ZM170 63H169V64H170ZM174 63H175V65H176L177 62H174ZM242 63H243V64H244V63L247 64V66L244 64V65L246 66L245 68H246V69H249V70H246V71L243 73V77L247 78V82H246V84H245L246 89H247V92H246V93L250 94L252 91H256V90L259 91L262 87H261V88L258 87L259 89H256L255 86L253 87L252 84H250V82H251V78H252L253 76L255 77V75L257 76L256 72L251 70V67H252L251 63H250V62L247 63V62H243V61H242ZM41 64H42V63H41ZM155 64H156V63H154V65H155ZM172 64H173V63H172ZM177 64H178V63H177ZM181 64H182V63H181ZM255 64H256V63H255ZM258 64H259V63H258ZM36 65H37V64L35 63L34 66H36ZM67 65H69V64H67ZM74 65H75V64H74ZM74 65H73V66H74ZM76 65H78V64L76 63ZM76 65H75V66H76ZM175 65H173V66H175ZM182 65H183V64H182ZM182 65H181V66H182ZM187 65H189V64H186V63H185V65H184L185 68H187V67H186ZM194 65H195V64H193V66H194ZM211 65H212V64H211ZM253 65H254V64H253ZM34 66H33V67H34ZM42 66H44V64H43ZM61 66H62V65H60V67H59L60 69H61ZM63 66H65V65H63ZM73 66H72V67H73ZM168 66H170V65H168ZM178 66H180V65H178ZM214 66H215V65H214ZM216 66H217V65H216ZM220 66H222V69L224 68L223 65H220ZM224 66H225V65H224ZM33 67H32L31 65H28L27 62H25V63L22 62L21 64H19V66H16V65L13 66V70H12V71L15 72V73L17 74V76H15V77H17L16 80H18V79H19V80L16 82L17 84H16V83H10V87L8 86L12 91H7V92H11V94H14V96H13L12 98H9V100H7V101H9V104H8V107H7V110H6L7 112L5 113L6 116L4 115V116L6 117V120L8 119L9 116H12L13 114H18L20 117H23L24 114H25V111H26V109H27V107H28V103H30L31 101H34V100H42L44 97L47 96L48 90L45 88V85H46V84H45V81H44V80H41V79H43L44 77H43L42 75H40V76H41V78H40V76L38 75V71H36V70H38L39 68H43V67H39V68L36 69V70H34ZM44 67H46V66H44ZM77 67H78V66H77ZM175 67H176V66H175ZM210 67H211V66H210ZM217 67H218V66H217ZM67 68H69V66H68ZM169 68H170V67H169ZM171 68H172V67H171ZM171 68H170V69H171ZM190 68H191V66H190ZM200 68H201V69L204 68V65L202 64V66H200ZM242 68H244V67H242ZM10 69H11V68H10ZM60 69H58V70L60 71ZM70 69H71V68H70ZM197 69H198V68H197ZM253 69H256V68H253ZM19 70L22 71V72L20 73V75H19V73H18ZM160 70H162V69H160ZM171 70H172V69H171ZM183 70H184V69H183ZM198 70H199V69H198ZM1 71H2V70H1ZM10 71H11V70H10ZM10 71H8V72H10ZM59 71H58L57 73H59ZM84 71H85V69H84ZM84 71H82V72H84ZM163 71H166V69H165V70L163 69ZM168 71H169V70H168ZM185 71H186V70H185ZM220 71H221V70H218V73H220ZM237 71H238V70H237ZM256 71H257V70H256ZM4 72H5V71H4ZM60 72H61V71H60ZM63 72H64V71H63ZM170 72H171V71H170ZM187 72H189V71H187ZM196 72H197V71H196ZM39 73H40V71H39ZM173 73H174V72H173ZM176 73H177V75H178V72L175 71V74H176ZM179 73H180V72H179ZM185 73H186V72H185ZM190 73H191V72H189V73H187V74H190ZM239 73H241V72H239ZM239 73H238V74H239ZM262 73H263V71H262ZM8 74H9V73H8ZM41 74H42V73H41ZM52 74H53V73H52ZM83 74H84V73H83ZM159 74H160V73H159ZM162 74L164 75V72H163ZM165 74H166V73H165ZM171 74H172V72H171ZM192 74H193V73H192ZM195 74H196V73H195ZM6 75H7V74H5V75L3 74V76H6ZM53 75H54V74H53ZM58 75H59V74H58ZM81 75H82V74H81ZM114 75H115V74H114ZM163 75H162V76H163ZM181 75H183V74L180 73L178 77H180ZM190 75H191V74H190ZM190 75H189V76H190ZM239 75H240V74H239ZM258 75L260 76V73H259ZM10 76H11V75H10ZM73 76H74V75H73ZM191 76H193V75H191ZM191 76H190V77H191ZM195 76H196V75H195ZM217 76H218V75H217ZM7 77H8V76H7ZM7 77H6V78H7ZM15 77H13V78H15ZM18 77H19V78H18ZM55 77H57L56 73H55ZM83 77H84V76H83ZM83 77H82V78H83ZM47 78H48V77H47ZM158 78H160V76H159ZM184 78L186 79L185 76H184ZM191 78H193V77H191ZM191 78H190V79H191ZM241 78H242V77H241ZM4 79H5V77H4ZM7 79L9 80V78H7ZM70 79H71V78H70ZM76 79H77V76H76ZM156 79H157V78H156ZM180 79L182 80L181 82H184L182 76L179 78V80H180ZM188 79H189V78H188ZM188 79H187V82H189ZM201 79L203 80V78H201ZM201 79H200V81H201ZM206 79H207L206 81H210V79H208V78H206ZM239 79H240V78H239ZM260 79H261V78H260ZM16 80L13 81V80L11 79V81H13V82H15ZM158 80H161V79H158ZM194 80H196V78H195ZM194 80H193V81H194ZM204 80H205V78H204ZM5 81H6V79H5ZM5 81H4V82H5ZM50 81H52V79H50L48 82H50ZM65 81H66V80H65ZM155 81H156V80H155ZM161 81H163V80H161ZM191 81H192V79L190 80V82H191ZM193 81H192V82H193ZM196 81H197V80H196ZM198 81H199V80H198ZM200 81H199V82H200ZM43 82H44V83H43ZM187 82H184V83H187ZM199 82H198V85L200 86L201 84H199ZM202 82H204V81H202ZM202 82H201V83H202ZM228 82H229V80H228ZM0 83H1V82H0ZM7 83H8V82L6 81V83H4V84H7ZM83 83H84V79H83L82 84H83ZM161 83H162V82H161ZM163 83H164V82H163ZM194 83L197 84L195 81H194ZM243 83H244V82H243ZM258 83H259V82H258ZM2 84H3V82H2ZM159 84H160V83H159ZM165 84H166V83H165ZM192 84H193V83H192ZM208 84H209V82H208ZM239 84H240V83H239ZM47 85H48V84H47ZM181 85H182V83H181ZM232 85H233V84H232ZM1 86H4V85H1ZM161 86H162V85H161ZM194 86H195V85H194ZM194 86H192V88H194ZM196 86H197V85H196ZM202 86H203V85H202ZM222 86H223V85H222ZM256 86H257V85H256ZM5 87H6V86H5ZM47 87H48V86H47ZM70 87H71V85H69V84H64V85H62V87H58V88L55 87L56 89H54V90H55V91H54V94L56 95V94L60 93V94L63 96V95H65V92H67L68 89H69ZM165 87H167V86H165ZM180 87H181V86H180ZM161 88H162V87H161ZM192 88H191V90H192L191 92H190L189 90H188L187 92H190L191 95H192V94H193V95L195 94V96H196L197 94H199V93H197L198 91H200L199 89H198V91L195 92V89L193 90ZM197 88H199V87L197 86ZM18 89H20V90H21V93L23 94V97H22V98H18V94H17V90H18ZM51 89H52V88H51ZM158 89H159V88H158ZM162 89H163V88H162ZM183 89H184V87H183ZM187 89H188V88H187ZM187 89H184V90H187ZM200 89H201V88H200ZM203 89H204V88H203ZM214 89H215V87H214L212 90H214ZM244 89H245V88H244ZM0 90H1V88H0ZM3 90H4L3 92H5L6 90H9V89L6 88V89H3ZM159 90H160V89H159ZM164 90H166V89H164ZM164 90H162V92H163ZM52 91H53V90H52ZM153 91H155L156 96L158 95V98L155 97V100H158V99L161 100V99L163 98V97H159V96H164V94H163V95H160V94L158 93L159 91H158V90H155V89H154ZM156 91H158V92H156ZM216 91H217V90H216ZM228 91H229V88H228ZM258 91H256V92H258ZM260 91H261V90H260ZM1 92H2V91H1ZM1 92H0V96H1V94L3 93V92H2V93H1ZM162 92H161V93H162ZM194 92H195V93H194ZM214 92H215V90H214ZM241 92H242V91H241ZM256 92H255V93H256ZM18 93H19V92H18ZM21 93H20V94H21ZM157 93H158V94H157ZM196 93H197V94H196ZM205 93H206V92H205ZM210 93L212 94L213 92L211 91ZM210 93H209V94H210ZM150 94H151V93H150ZM234 94H235V93H234ZM257 94H258V93H257ZM191 95H190V96H191ZM199 95H200V94H199ZM199 95H197V97H198L200 100H203V101L199 102V103H200L199 105H201L202 107H203V106H204V107H207V106H208V103L206 104L205 101H204V100H205L204 97H206V96L204 95V97H202L201 95H200V96H199ZM212 95H213V94H212ZM231 95H232V94H231ZM236 95H237V94H236ZM241 95H242V94H241ZM7 96H8V95H7ZM137 96H139V95H137ZM233 96H235V95H233ZM248 96H249V95H247V97H248ZM20 97H21V96H20ZM112 97H113V96H112ZM197 97H196V98L194 97V98L197 100V99H198ZM256 97H257V96H256ZM256 97H255V99L248 100V101H249L248 103H246V101H245V103H246V104H245V107L247 106L248 108H252V107H257V108H258L259 104H258L257 102H256V103L254 102V100H257ZM109 98H110V97H109ZM142 98H143V97H142ZM156 98H157V99H156ZM209 98H210V97H209ZM212 98H213V97H211V99H212ZM253 98H254V97H253ZM260 98H261V97H260ZM258 99H259V98H258ZM70 100H71V99H70ZM133 100H134V99H133ZM148 100H149V99H148ZM159 100H158L156 103H159V102H160ZM163 100H164V98H163ZM173 100H174V99H173ZM175 100H176V99H175ZM131 101H132V100H131ZM136 101H137V100H136ZM146 101H147V100H146ZM161 101H162V100H161ZM179 101H180V100H179ZM182 101H183V100H181V102H182ZM210 101H211V100H210ZM259 101H260V100H259ZM5 102H6V99H2V97H1V98H0V109L3 108V106H1V105H3V103H5ZM45 102H46V101H45ZM162 102H163V103H162ZM162 102H160V103H162L163 106L165 107V105H164V104H165L164 101H162ZM173 102H174V101H173ZM211 102H213V100H212ZM238 102H239V101H238ZM238 102H237V105H238ZM260 102H262V101H260ZM37 103H38V102H37ZM46 103H47V102H46ZM46 103H45V104H46ZM69 103H70V101H69ZM129 103H130V101H129ZM166 103H167V102H166ZM175 103H177V102H175ZM183 103H185V102H182V104H183ZM192 103H193V102H191V104H192ZM239 103H240V102H239ZM35 104H36V103H35ZM133 104H134V103H132V105H133ZM139 104H140V102H139ZM151 104H154L152 100H151ZM151 104H149V105H151ZM162 104H161V105H162ZM167 104H168V103H167ZM177 104H179V103H177ZM211 104L213 105V103H211ZM217 104H218V103H217ZM5 105H7V104H5ZM134 105H136V104H134ZM134 105H133V106H134ZM155 105L157 106V104H155ZM155 105H154V106H155ZM174 105H176V104H173L172 107H175ZM180 105H181V104H180ZM180 105H178L179 107H176V109L178 108V110L180 111V113H178L177 111H176V112H177V113H176V112L174 111L175 108H174V109L171 108V109H173L172 111H174V112H172V113H176V116H174V118H176V119L179 118V117H177V116H178V115L180 116V114H181V109H182V108H180ZM212 105H211V106H212ZM240 105H241V104H240ZM260 105H261V104H260ZM129 106H130V104H129ZM156 106H155V107H156ZM176 106H177V105H176ZM182 106H183V105H181V107H182ZM211 106L208 108L209 111H210V113L213 112V111H211ZM30 107H32V106H30ZM60 107H61V109H62V105H61ZM134 107H136V106H134ZM137 107H138V105H137ZM160 107H161V106H160ZM183 107H184V106H183ZM46 108H47V107H46ZM140 108H141V107H140ZM144 108H145V106L142 105L141 110L144 109ZM157 108H158V107H157ZM166 108H167V107H166ZM179 108H180V109H179ZM240 108H242V107H240ZM240 108H239V111H240ZM257 108H255L254 110H256ZM260 108H261V107H260ZM149 109H151V108H149ZM162 109H163V107H162ZM167 109L169 110V108H167ZM186 109H187V107H186ZM212 109H214V106L212 107ZM263 109H264V108H262L261 110L264 111ZM3 110H4V109H3ZM151 110H152V109H151ZM151 110H150V111H151ZM168 110H165V111H168ZM182 110H183V109H182ZM202 110H203V109H202ZM4 111H5V110H4ZM153 111L155 112L156 109H155V110H154V109L152 110V115L150 114V115H151L150 117H151V118H155V119H153V121H154V123H155L156 125H160L159 122L161 123L162 120H161V118H160L161 121H159L158 114H159L160 117H161V116H162V113L160 114V113L156 112V114L154 115V114H153V113H154ZM165 111L163 110L162 112H165ZM198 111H199V110H198ZM40 112H41V111H40ZM42 112H43V111H42ZM73 112H74V110H73ZM119 113H120V112H119ZM146 113H148V112H146ZM165 113H166V115L169 114V113H167V112H165ZM165 113H163V114H165ZM172 113H170V114H172ZM208 113H209V112H208ZM115 114H116V113H114V115H115ZM117 114H118V113H117ZM117 114H116V115H117ZM170 114H169V115H170ZM177 114H178V115H177ZM184 114H185V113H184ZM188 114L190 115V113H188ZM196 114H197V113H196ZM206 114H207V113H206ZM213 114H214V113H213ZM213 114H212V116H214ZM245 114L248 116L247 113H245ZM252 114H254V112H253ZM262 114H263V113H262ZM67 115H68V114H67ZM121 115H122V114H121ZM137 115H138V114H137ZM174 115H175V114H174ZM185 115H187V114H185ZM199 115H200V112H199ZM207 115H208V114H207ZM26 116H28V115H26ZM84 116H85V115H83V117H84ZM90 116H91V115H90ZM118 116H119V115H118ZM118 116H117V117H118ZM172 116H173V115H172ZM210 116H211V115H210ZM255 116H256V115H255ZM255 116H254V117H255ZM78 117H79V116H78ZM80 117H81V116H80ZM99 117H100V116H99ZM117 117H116V119H117ZM180 117H182V116H180ZM214 117H217V116H214ZM214 117H213V118H214ZM249 117H251V113H250ZM252 117H253V116H252ZM2 118H3V117H2ZM26 118H27V117H26ZM26 118H25V119H26ZM114 118H115V117H113V119H114ZM135 118H136V117H135ZM135 118H134V120H135ZM146 118L148 119V117L145 116V123H146V124H144V126H145V125L148 126V123H150V121H152V119H151L150 121H146ZM163 118H164V120H165L166 116L164 115ZM167 118H168V117H167ZM182 118H183V117H182ZM210 118H211V117H210ZM255 118L258 119L257 117H255ZM259 118H260V115H259ZM261 118H263V117H261ZM49 119H50V118H49ZM92 119H94V118L91 117L90 120H92ZM110 119H111V117H110ZM185 119H186V117H185ZM252 119H254V118H252ZM70 120H71V119H70ZM85 120H86V119H85ZM164 120H163V122H162L163 124L161 123L162 126H163V125H166V126L168 127V125L165 124L167 121L165 120L166 122L164 123ZM171 120H172V118H171ZM171 120H170V121H171ZM177 120H178V119H177ZM179 120H181V118H180ZM183 120H184V119H183ZM203 120H204V119H203ZM207 120H208V119H207ZM237 120H238V119H237ZM48 121H49V120H48ZM72 121H76V118L73 119ZM92 121L95 122V120H92ZM106 121H107V120H106ZM253 121H255V120H253ZM7 122H8V121H7ZM7 122H6V123H7ZM70 122H71V121H70ZM108 122H109V121H108ZM147 122H148V123H147ZM193 122H194V121H193ZM248 122H250V121L248 120ZM2 123H3V122H2ZM105 123H107V122H105ZM112 123H115V120H114V122H112ZM143 123H144V122H143ZM143 123H142V124H143ZM151 123H152V122H151ZM195 123H196V122H195ZM235 123H236V121H235ZM237 123H238V122H237ZM239 123H240V122H239ZM239 123H238V125H239ZM261 123H262V122H261ZM131 124H132L131 120H129V119H124V121H123V123H122V126L127 130ZM152 124H153V123H152ZM168 124H169V123H168ZM2 126L5 127L6 125L3 124V125L0 126V128H3ZM20 126H21V125H20ZM105 126H106V125H105ZM149 126H150V124H149ZM152 126H154V125H152ZM152 126H150V128H151ZM235 126H236V124H235ZM262 126L264 127V125H262ZM9 127H10V126H9ZM12 127H13V126H12ZM22 127H23V126H22ZM45 127H46V126H45ZM98 127H99V126H98ZM110 127H111V126H110ZM113 127H115L114 124H113ZM164 127H165V126H164ZM170 127H171V126H170ZM170 127H169L170 132L173 134V132H172L173 130H171L172 128H170ZM263 127L259 126V129L257 128V131H255L254 128H251L252 130H254V132H253V133H251V132H250V133L245 132L242 136L240 135V137H241V141L244 142V141H246V140H250V141H252V143H254L253 141H254L255 139H258V138H259V135H261V134L264 133V128H263ZM19 128H20V127H19ZM19 128H18V130H19ZM82 128H83V127H82ZM105 128H106V127H105ZM105 128H104V129H105ZM144 128H145V127H144ZM147 128H148L147 130H149V132H150V128H149V127H147ZM155 128H156V127H155ZM157 128H158V126H157ZM159 128H160V126H159ZM204 128H205V127H204ZM239 128H240V126H239ZM239 128H238V129H239ZM245 128H246V127H245ZM3 129H4V128H3ZM5 129H6V128H5ZM5 129H4V130H5ZM44 129H45V128H44ZM64 129H65V128H64ZM64 129H63V130H64ZM74 129H76V128H74ZM107 129H108V127H107ZM109 129H110V128H109ZM152 129H153V128H152ZM152 129H151V130H152ZM160 129H161V128H160ZM238 129H237V131H238ZM248 129H249V128H248ZM6 130H7V129H6ZM10 130H11V128H10ZM112 130H113V129H112ZM115 130H116V129H115ZM140 130H141V132L143 133V131H145L146 128H145V130H144V129H140ZM142 130H143V131H142ZM147 130H146V132H147ZM154 130H155V129H154ZM154 130H153V131H154ZM162 130H163V128H162ZM165 130H166V127H165ZM167 130H168V129H167ZM204 130H205V129H204ZM19 131H20V130H19ZM85 131H86V130H85ZM246 131H248V130H246ZM0 132H1V131H0ZM6 132H8V131H6ZM107 132H108V131H107ZM112 132H113V131H112ZM114 132H116V131H114ZM133 132H134L133 135H134L135 133H137L136 131H133ZM146 132H145V133H146ZM162 132H163V131H162ZM162 132H159V133H162ZM238 132H239V131H238ZM108 133H109V132H108ZM138 133H139V132H138ZM145 133H144V134H145ZM156 133H157V132H156ZM163 133H164V132H163ZM166 133H167V132H166ZM226 133H227V132H226ZM45 134H48V133H46V131H45V133H44L43 135H45ZM68 134H69V133H68ZM172 134H171V135H172ZM5 135H7V133H6ZM43 135H42V136H43ZM70 135H71V134H70ZM136 135H137V134H136ZM138 135H139V134H138ZM160 135H162V134H160ZM160 135H159L160 138L164 136V135H162V136H160ZM169 135H170V134H169ZM173 135H174V134H173ZM232 135H233V134H232ZM7 136H8V135H7ZM75 136H77V135H75ZM81 136H82V135H81ZM139 136H140V135H139ZM166 136H167V135H166ZM257 136H258V138H257ZM45 137H46V135H45ZM72 137H73V135H72ZM87 137H88V136H87ZM101 137H102V136H101ZM136 137H137V136H136ZM4 138H5V137H4ZM10 138H11V137H10ZM20 138H21V137H20ZM42 138H43V137H42ZM56 138H57V137H56ZM77 138H78V137H77ZM143 138H144V137H143ZM160 138H159V139H160ZM164 138H165V137H163V139H164ZM223 138H224V137H223ZM262 138H263V136L261 137V141H262ZM27 139H28V138H27ZM31 139H32V138H31ZM53 139H54V138H53ZM59 139H60V138H59ZM65 139H66V138H65ZM120 139H121V138H120ZM126 139H127V138H126ZM128 139H129V138H128ZM135 139H136V138H135ZM140 139H141V136H140ZM140 139H138V140H140ZM149 139H150V138H149ZM149 139H148V141H150V143H151V140H149ZM161 139H162V138H161ZM165 139H166V138H165ZM170 139H171V138H170ZM170 139H169V140H170ZM173 139H174V137H173ZM230 139H231V137H230ZM263 139H264V138H263ZM16 140H17V139H16ZM41 140H44V138L41 139ZM114 140H115V138H114ZM141 140H142V139H141ZM259 140H260V139H259ZM6 141H7V138H6ZM10 141H11V139H10ZM59 141H61V140H59ZM72 141H73V139H72ZM117 141H118V140H117ZM124 141H125V140H124ZM130 141L133 142L132 139H130ZM159 141H162V140H159ZM164 141H165V140H163V143L160 142V143H162L161 145L164 144ZM236 141H237V140H236ZM250 141H249V142H250ZM35 142H36V141H35ZM48 142H49V141H48ZM51 142H52V139H51ZM61 142H62V141H61ZM113 142H114V141H113ZM125 142H127V141H125ZM172 142H173V141H172ZM177 142H178V141H177ZM207 142H208V141H207ZM227 142H228V141H227ZM259 142H260V141H259ZM15 143H16V142H15ZM29 143H30V142H29ZM36 143H37V142H36ZM55 143H56V142H55ZM72 143H73V142H71V144H72ZM96 143H97V142H96ZM96 143L94 144V147H93V148L96 147ZM107 143H109V142H107ZM111 143H112V142H111ZM116 143H117V142H116ZM120 143H121V142H120ZM139 143H143V141H142V142L139 141ZM144 143H145V141H144ZM148 143H149V142H148ZM150 143H149V144H150ZM152 143H153V142H152ZM156 143H157V141H156ZM173 143H174V142H173ZM230 143H231V142H230ZM240 143H241V142H240ZM261 143H264V141L260 142V144H261ZM0 144H1V142H0ZM22 144H23V143H22ZM71 144H69V145H71ZM88 144H89V143H87L86 145H88ZM117 144H118V143H117ZM122 144H123V143H122ZM145 144H147V143H145ZM231 144H232V143H231ZM231 144H230L229 146H231ZM244 144H245V143H244ZM258 144H259V143H258ZM2 145H3V144H2ZM37 145H39V143H38ZM37 145H36V146H37ZM84 145H85V144H84ZM133 145H134V144H133ZM137 145H138V142H137V144L135 145V147L140 146V144H139L138 146H137ZM142 145H143V144H142ZM142 145H141V146H142ZM161 145H160V146H161ZM211 145H212V144H211ZM221 145H222V144H221ZM255 145H257V144H255ZM0 146H1V145H0ZM11 146H13L12 143H11ZM15 146H16V145H15ZM82 146H83V145H82ZM213 146H214V145H213ZM258 146H259V145H258ZM258 146H257V148H258ZM260 146H261V145H260ZM28 147H29V146H28ZM28 147H27V148H28ZM87 147H88V146H87ZM122 147H123V146H121V148H122ZM145 147H146V146H145ZM145 147H144V148H145ZM147 147H148V148H147ZM147 147H146V148L149 149V146H147ZM154 147H155V146H154ZM158 147H159V146H158ZM161 147H162V146H161ZM161 147H159V148H157V149H160ZM198 147H199V146H198ZM10 148H11V147H10L9 145H6V143H4L3 147L0 148V150H1V154H2V155L0 154V156H1V158H0V166H1L2 162H3V159L5 158L6 154L9 152ZM36 148L38 149V147H34V150H35ZM106 148H107V147H106ZM126 148H127V147H126ZM126 148H124V149H126ZM142 148H143V147H142ZM155 148H156V147H155ZM199 148H200V147H199ZM240 148H241V147H240ZM251 148H252V147H251ZM14 149H15V148H14ZM37 149L35 150L36 152H37ZM49 149H50V148H49ZM82 149H84V150L86 149V151H87V148H83V147H82ZM135 149H136V148H135ZM139 149H141V148H138V149H136V150L138 151ZM147 149H146V151H147ZM162 149H163V147H162ZM162 149H161L162 152H163V150H167V148H166V149H163V150H162ZM229 149H230V148H229ZM238 149H239V148H238ZM253 149H254V148H253ZM260 149H261V151H259V152H260V153H259L260 155H259V154H257V155H256V154H253V153H252L253 151H252V152L250 151V152H251L253 155H255V157H254L253 159H255L256 162H258V160L260 159V162H259V163H256L255 165H258V164L260 165V164L263 163V164H262V167H263V165H264V147H262V148L260 147ZM260 149H258V150H260ZM34 150H32V151H34ZM38 150H39V149H38ZM44 150H45V149H44ZM44 150H43V151H44ZM75 150H77V147H76V149H74V151H75ZM122 150H123V148H122ZM126 150H127V149H126ZM126 150H125V151H126ZM141 150H142V149H141ZM144 150H145V149H144ZM168 150H169V149H168ZM242 150L247 151L245 147H244V149H242ZM242 150L240 149V153L242 152ZM13 151H14V150H13ZM39 151H40V150H39ZM69 151H70V150H69ZM125 151H124V152H125ZM131 151L134 152L133 150H131ZM131 151L129 150L128 153L130 154ZM161 151H160V150H157L155 153H158V152H161ZM170 151H171V150H170ZM206 151L209 152V153L211 154V151H210V150L206 149ZM206 151H204V148H203L202 150H200V152H206ZM237 151H238V150H237ZM254 151H255V149H254ZM58 152H59V151H58ZM92 152H93V150H92ZM103 152H104V151H103ZM120 152H121V150H120ZM150 152H151V151H150ZM150 152H149V153H150ZM228 152H229V151H228ZM13 153H14V152H13ZM51 153H52V152H51ZM51 153L49 152V153H48V156L45 155L42 159H40V160H39V163L36 162L38 159L36 160V157L32 156V159H34V162H35L34 164H35V165L33 164V168H34V169H32V172L29 173V174L32 175V173H33V175H34V171H33V170H36V172L38 173L37 170H39L40 166L42 167V164H44V162H47V161H48V157L51 158V159H54V158H55V157L53 156L54 153H53V154H51ZM106 153H107V152H106ZM140 153H142V152H140ZM140 153H138V156H139ZM149 153H148V154H149ZM155 153H154V154H155ZM163 153H164V152H163ZM167 153H169L170 155L172 154V153H170V152H167ZM191 153H192V152H191ZM231 153H232V152H231ZM240 153H238V154H240ZM251 153H250V154H251ZM41 154H42V153H41ZM41 154H40V155H41ZM93 154H94V153H93ZM129 154H124V153L121 154L122 156H123V155H126V157H127L126 159L122 158L125 162H126V160H127V162L129 161V159H128V157H129L128 155H129ZM132 154H133V153H132ZM151 154H153V151H152ZM164 154H166V153H164ZM173 154H174V153H173ZM177 154H179V153H177ZM177 154H176V155H171V156H176V157H177ZM182 154H183V153H182ZM199 154H200V153H199ZM244 154H245V153H244ZM13 155H14V154H13ZM13 155H12V156H13ZM40 155L38 154V156H40ZM69 155H70V152H69ZM69 155H67V156H68L67 159H69ZM105 155H106V154H105ZM130 155H131V154H130ZM133 155H134V154H133ZM133 155H132V156H133ZM141 155H143V154H141ZM157 155H158V154H157ZM167 155H168V154H167ZM167 155H166V156H167ZM170 155H169V156H170ZM231 155H232V154H231ZM248 155H249V153L247 154V156H248ZM72 156H73V155H72ZM72 156H71V157H72ZM100 156H103V155H100ZM118 156H119V155H118ZM134 156H135V155H134ZM138 156H136V158H137ZM143 156H144V155H143ZM145 156H147V155H145ZM145 156H144V157H145ZM149 156H150V155H149ZM149 156L145 157V158H147V161H151V162H152L153 160H155V159L157 158V157H156V158H154V159H150V160H148V159L150 158ZM152 156H153V155H152ZM155 156H156V155H155ZM158 156H159V155H158ZM160 156H161V155H160ZM166 156H165V157H166ZM169 156H168V157H169ZM218 156H219V155H218ZM218 156H217V157H218ZM220 156H221V154H220ZM238 156H239V155H238ZM247 156L245 155V158H242V159H246ZM251 156H252V155H251ZM41 157H42V156H41ZM58 157L61 158V156H59V155H58ZM114 157H115V156H114ZM140 157H141V156H139L138 158H140ZM144 157H143V158H140L142 162H143V160H144ZM176 157H175V158H176ZM180 157H181V155H180ZM189 157H190V156H189ZM230 157H233V156H230ZM240 157H242V155H241ZM101 158H102V164H103V163L105 162V160L103 161V157H101ZM119 158H120V157H119ZM129 158H130V157H129ZM134 158H135V157H134ZM134 158H133V159L131 158V159L134 160ZM159 158H160V160H161V157H158L157 159H159ZM177 158H178V157H177ZM236 158H237V157H236ZM251 158H252V157H251ZM93 159H96V158L93 156ZM104 159H105V158H104ZM115 159H116L115 161H118V162L116 163V164H117L116 167H117V166L119 167V169L117 170V172L120 170L121 167H123V169H124V171L121 169L123 172H125V171H129V170H130V169H129V170H128V169L126 170V169L124 168V164H125V163L123 164V160L121 161V160L119 159V160H120V162H119L118 158H115ZM131 159H130V160H131ZM142 159H143V160H142ZM166 159H168V158L166 157ZM169 159H170V158H169ZM169 159H168L167 161H170ZM190 159H191V158H190ZM201 159H202V158H201ZM201 159H200V160H201ZM248 159H250V156H248ZM248 159H247V160H248ZM70 160H71V159H70ZM77 160H78V158H77ZM79 160H80V159H79ZM135 160H136V159H135ZM135 160H134V161H135ZM162 160H164V159L162 158ZM171 160H172V158H171ZM178 160H179V159H178ZM209 160H210V159H209ZM209 160H208V161H209ZM221 160H222V159H221ZM232 160H233V159H232ZM232 160H231V161H232ZM237 160H238V159H237ZM261 160H262V161H261ZM41 161H42V162H41ZM141 161H140V160H139V161H135L134 164H136V162H141ZM155 161H156V160H155ZM165 161H166V160H165ZM165 161H163V163H164ZM167 161H166V162H167ZM179 161H180V160H179ZM201 161H202V160H201ZM241 161H242V160H241ZM241 161L239 160L238 163H237V161H236V163H237L236 165L240 164L239 162H241ZM244 161H245V160H244ZM7 162H8V161H7ZM53 162H56V164L53 163ZM53 162H52V163L54 164V165L52 164L53 167H55L57 171L62 172L63 180H62V178L60 179L59 176H58V178H59V183L62 184V185H61V188H63V189L65 190L66 188L69 187V182H70V177H69L70 175L67 176L66 173L68 172L67 174H70V172H69L68 170H64L63 167H62L61 165H59V162H60V161L57 160V157H56V159L53 160ZM65 162H66V161H65ZM70 162H71V161H69V163H70ZM82 162H83V161H82ZM92 162H93V161H92ZM121 162H122V163H121ZM127 162H126L127 168H128L129 166H131V169L135 167V170H136V168H140L139 166L136 167L137 165L132 167V165H130L131 162H128V163H127ZM132 162H133V161H132ZM142 162H141V163H142ZM151 162H148V165H147V166H149V164H152L154 161H153L152 163H151ZM156 162H157V164L154 162L153 165L156 164V166H158V164H159L160 162H158V161H156ZM170 162H171V161H170ZM183 162H184V161H183ZM183 162H182V165H185V164H183ZM28 163H29V162H28ZM36 163H37V166L40 165V166L38 167V169L35 168V167H37V166H36ZM40 163H41V164H40ZM120 163L123 164V166H121ZM171 163H172V162H171ZM175 163H176V161H175ZM184 163H185V162H184ZM250 163H252V162H250ZM254 163H255V161H254ZM254 163H253V165H251V164H250V165H251L252 167H255V166H254ZM38 164H39V165H38ZM70 164H71V163H70ZM74 164H75V163H74ZM92 164H93V163H92ZM102 164H101V166H102ZM119 164H120L121 167L119 166ZM132 164H133V163H132ZM137 164H138V163H137ZM142 164H143V163H142ZM142 164H140V165L142 166ZM144 164L146 165L147 163L144 162ZM144 164H143V165H144ZM164 164H168V165H169V162L164 163ZM164 164H163V165H164ZM172 164H173V163H172ZM206 164H207V163H206ZM208 164H209V163H208ZM210 164H211V163H210ZM233 164H235V163H233ZM241 164H242V162H241ZM241 164H240V169H238V171H241V169L244 168V167L241 168V166L243 165V164H242V165H241ZM6 165H7V164H6ZM18 165H20V164H18ZM21 165H22V164H21ZM65 165H66V163H65ZM145 165H144V166H145ZM168 165H166L167 168H168ZM174 165H175V164H173V166H174ZM178 165H179V164H178ZM182 165H180L181 168H182V167L184 168V166H182ZM250 165H249V166H250ZM2 166H4V165H2ZM13 166H14V165H13ZM75 166H76V165H75ZM97 166H98V165H97ZM160 166H161V164L159 165V168H160ZM186 166H187V165H186ZM219 166H220V165H219ZM233 166H234V165H233ZM243 166H244V165H243ZM246 166H248V165H247V162H246ZM251 166L249 167V169H252ZM260 166H261V165H260ZM16 167H17V166H16ZM22 167H23V166H22ZM30 167H32V166L30 165ZM61 167H62V169H61ZM76 167H77V166H76ZM116 167L113 168V170L118 168V167H117V168H116ZM152 167H153V166H152ZM152 167H151V168H152ZM161 167H162V166H161ZM171 167H172V165L170 166V168H171ZM220 167H222V166H220ZM228 167H229V165H228ZM236 167H237V166H236ZM19 168H20V167H19ZM144 168H146V170H148L146 166H145ZM151 168H150V169H151ZM153 168H154V167H153ZM153 168H152V169H153ZM155 168H156V167H155ZM164 168H165V167H164ZM167 168H166V169H167ZM174 168H175V167H174ZM218 168H219V167H218ZM30 169H31V168H30ZM44 169H45V168H44ZM85 169H86V168H85ZM98 169L100 170V168H98ZM102 169H103V168H102ZM140 169H141V168H140ZM150 169H149V171H150ZM152 169H151V171L153 172ZM168 169H169V168H168ZM177 169H179V166H178ZM177 169H176V170H177ZM227 169H228V168H227ZM233 169H234V168H233ZM235 169H236V168H235ZM255 169L257 170V167H255ZM259 169H260V168H258V170H259ZM262 169H264V167H263ZM4 170H5V169H4ZM99 170H98V171H99ZM154 170H155V169H154ZM156 170H157V168H156ZM181 170H182V169H180V173L178 172L179 174L182 173ZM186 170H187V169H186ZM228 170H229V169H228ZM230 170H231V169H230ZM242 170L244 171V169H242ZM20 171H21V169H20ZM43 171H44V170H43ZM51 171H52V170H51ZM93 171H94V170H93ZM111 171H112V170H111ZM122 171H121V172H122ZM133 171H134V170L129 171L131 175L129 174V172H126V175L128 174V175H129L128 177L130 178V176L134 175V174H133V173H134ZM164 171H166V170L164 169ZM233 171H235V170H233ZM243 171H241V172H243ZM260 171H261V169H260ZM21 172H22V171H21ZM39 172H40V171H39ZM72 172H73V171H72V169H71V174H72V176H73V175H74L73 173H75V171H74L73 173H72ZM121 172H118V173L121 175ZM167 172H168V171H167ZM169 172H170V171H169ZM172 172H174V171H172ZM172 172H171V173H172ZM184 172H186V171H184ZM218 172H219V171H218ZM241 172H240V173H241ZM252 172H253V170H252ZM255 172H256V174H255L254 177H255V179H256V178H257L256 175H258L257 173H259V172H258V171H255ZM263 172H264V171H263ZM96 173H98V172H96ZM112 173H114V172L112 171ZM118 173H116V174H118ZM142 173H143V172H142ZM153 173H154V172H153ZM155 173H156V172H155ZM162 173H163V172H162ZM165 173H166V172H165ZM178 173H177V174H178ZM225 173H226V172H225ZM225 173H223V175H224ZM237 173H238V172H237ZM240 173H239V176L241 175ZM245 173H246V172H245ZM26 174H27V173H26ZM124 174H125V173H124ZM138 174L141 175V173H138ZM148 174H150V173H148ZM159 174H160V173H159ZM163 174H164V173H163ZM166 174H167V173H166ZM184 174H185V173H184ZM230 174H231V173H230ZM235 174H236V172H235ZM242 174H243V173H242ZM253 174H254V172H253ZM261 174L264 175V173H262V172H261ZM0 175H1V173H0ZM31 175H30V177H29L30 179L33 178V176H31ZM46 175H47V174H46ZM58 175H59V174H58ZM94 175H95V174H94ZM99 175H100V174H99ZM126 175H125V176H126ZM164 175H165V174H164ZM164 175H163V176H164ZM221 175H222V174H221ZM250 175H251V174H250ZM28 176H29V175H28ZM114 176H115V175H114ZM125 176H124V178H122V179H126ZM135 176H137V175H135ZM146 176H147V174H146ZM160 176H161V175H160ZM178 176H179V175H177V177H178ZM227 176H228V175H227ZM232 176H233V174H232ZM234 176H235V175H234ZM234 176H233V178L236 177V176H235V177H234ZM244 176H245V175H244ZM259 176H260V177H259L260 180H261L262 178H264V177H261V175H259ZM14 177H15V176H14ZM45 177H46V176H45ZM122 177H123V176H122ZM132 177H133V176H132ZM132 177H131V180H132ZM143 177H144V176H143ZM143 177H141V178H143ZM172 177H173V176H172ZM174 177H175V176H174ZM174 177H173V178H174ZM180 177H183V176H180ZM180 177H178V178H179V180L181 181L182 178H180ZM214 177H216V176H214ZM222 177H223V176H222ZM240 177H241V176H240ZM240 177H238V174H237V178H240ZM55 178H56V177H55ZM99 178H100V177H97V179H96L95 181H91L92 179L90 180L91 182H90L89 185H90L91 190H89V189L85 190V191H84V195L81 197V200H79L80 207H82V209H83V214H84L88 219H89L90 217H92V218L94 219V217H95V215H97V213L100 212V213L102 214V213L105 211V207H103V209H104L103 212L100 211V210L102 209L100 205H102L103 203L106 204L107 202H110V200L108 201V199H110V196H111L110 194H111V192H112V191L114 192V190H112V186H113L114 184L111 186L110 184H108V182H106L107 180L104 181V180L99 179ZM105 178H106V177H105ZM108 178H109V177H108ZM117 178L119 179V176H118V175H117ZM139 178H140V176H139ZM139 178L137 177V179H139ZM150 178H151V176H150ZM152 178H153V177H152ZM157 178H158V177H157ZM159 178H160V177H159ZM162 178H163V177H162ZM166 178H167V177L165 176V180H166ZM185 178H186V177H185ZM220 178H221V177H220ZM220 178H219V179H220ZM227 178H228V177H227ZM229 178H230V177H229ZM233 178H232V179L230 178V179L232 180L231 182L228 180V181L230 182V185H232V186H236L237 188H239V187H240V185H238V184H239V181L237 182V181H236L237 178H236L235 182L238 183V184L235 185V183L233 182V181H234ZM251 178H252V177H251ZM12 179H13V178H12ZM30 179H29V180H30ZM106 179H107V178H106ZM115 179H116V178H115ZM115 179H114V180H115ZM122 179H119V180H121V182H123ZM133 179H134V181L132 180L133 182H136V181H137L136 178H133ZM155 179H156V178H155ZM160 179H161V178H160ZM191 179H192V177H191ZM193 179H194V178H193ZM199 179H200V178H199ZM219 179H218V180H219ZM245 179H246V178H245ZM248 179H249V176H248ZM32 180H33V179H32ZM60 180H62V182H60ZM110 180H111V178H110ZM114 180H113V181H109V182L112 183V182H116V181H118L117 179H116V181H114ZM139 180H142V179H139ZM139 180H138V181H139ZM151 180H152V179H151ZM153 180H154V179H153ZM153 180H152V181H153ZM168 180H169V179H168ZM173 180H174V179H173ZM176 180H177V179H176ZM179 180H178V181H179ZM196 180H197V178H196ZM220 180H222V179H220ZM220 180H219V181H220ZM223 180H224V179H223ZM239 180H241V179H239ZM250 180H251V179H250ZM260 180H259V181H260ZM17 181H18V180H17ZM33 181H34V180H33ZM124 181H126V180H124ZM127 181H128V180H127ZM145 181H146V179H145ZM149 181H150V179H149ZM156 181L158 182V180H156ZM166 181H167V180H166ZM246 181H247V180H246ZM246 181H243V180H242V185H243V182H246ZM252 181H253V180H252ZM252 181H250V182H251V184H252V186H253V188H252V190H253V189H254V185H253L254 182H252ZM263 181H264V180L262 179V181H261L262 183H260V184L262 185V187H264V185H263V184H264ZM18 182H19V181H18ZM43 182H44V181H43ZM43 182H42V181H39V186L41 185L40 183L43 184ZM78 182H79V180H78ZM121 182H118L117 185L121 186L122 184H121V185L119 184V183H121ZM133 182L130 184V186L133 187L132 193H133V191H134L135 189L138 190L139 193H145V192L147 193V192H148L147 189H146L145 187H143V186L146 185V183L141 184V183H143V181H140L141 183H140V182H139V183L137 182L138 185H136V183H133ZM157 182H156V183H157ZM160 182H161V180H160ZM160 182H158V183L156 184V186H157V185H160V184H159ZM163 182H164V178H163ZM173 182H175V180H174ZM184 182H185V181H184ZM184 182H183V183L181 182V183L184 185ZM195 182H196V181H195ZM247 182H248V181H247ZM250 182H248V183H250ZM35 183H36V182H34L33 186H34V185L37 186V184H35ZM81 183H82V182H81ZM124 183H125V182H123V184H124ZM126 183H128V182H126ZM126 183H125L124 186L127 185ZM148 183H149V182H148ZM166 183H168V182H166ZM192 183H193V182H192ZM192 183H191V184H192ZM200 183H201V182H200ZM200 183H199V184H200ZM226 183H227V182H226ZM226 183H224V184L226 185ZM258 183H259V182H258ZM79 184H80V183H79ZM115 184H116V183H115ZM168 184H169V183H168ZM202 184H203V183H202ZM221 184H222V183H221ZM227 184H228V183H227ZM245 184H246V183H245ZM260 184H259V185H260ZM117 185H115V187H114V186H113V187H114L115 189H116V188L118 189V186H117ZM149 185H150V189H151V186L154 185V183H153L152 185L149 183ZM163 185H164V184H163ZM225 185H224V187H225ZM261 185H260V186H261ZM122 186H123V185H122ZM124 186H123L124 189L128 188V187L125 188ZM127 186H129V185H127ZM130 186H129V187H130ZM154 186H155V185H154ZM207 186H208V185H207ZM217 186H219V185L217 184ZM217 186H216V187H217ZM238 186H239V187H238ZM243 186H245V185H243ZM249 186H250V184H249ZM249 186H248V187H249ZM252 186H251V187H252ZM255 186H256V185H255ZM76 187H77V192H79L81 189L78 188V186H76ZM76 187H74V188H76ZM131 187H130V188H131ZM147 187H149L148 184H147ZM162 187H163V186H162ZM165 187H166V186H165ZM168 187H169V185H168ZM174 187H175V186H174ZM222 187H223V186H222ZM222 187H221V189H222ZM224 187H223V188H224ZM227 187H229V186L227 185ZM227 187H225L226 189H225V192H224V193H226V191H227V193H228L229 190H230V192H231L232 189L234 190V189L236 188V187H235V188L230 187L229 190H228ZM248 187H247V188H248ZM258 187H259V186H258ZM262 187H259L258 189H262ZM12 188H14V187H12ZM12 188H11V190H12ZM74 188H73V189H74ZM93 188H95L94 191H93ZM114 188H113V189H114ZM119 188H120V187H119ZM121 188H122V187H121ZM144 188H145V189H144ZM158 188H160V187H158ZM172 188H173V187H172ZM176 188H177V185H176ZM176 188H175V190H176V193H177L178 189H176ZM193 188H194V187H193ZM200 188H201V187H200ZM214 188H215V187H214ZM231 188H232V189H231ZM241 188H242V187H241ZM241 188H239V189H241ZM243 188H244V187H243ZM245 188H246V187H245ZM68 189H69V188H68ZM124 189H123V190H124ZM155 189H156V187H155ZM160 189H162V188H160ZM167 189H168V188H166V190H167ZM194 189H195V188H194ZM202 189H203V188H202ZM202 189H200V190H202ZM206 189H207V188H206ZM206 189H205V190H206ZM11 190H9V193H8V192H7V188H6V191H5L6 193H4V194H5L4 196H5L6 199H7L8 197L11 198V199H14V196H16L17 193H19L18 191H17V193H15V192H16V189H15V192H14L15 195H14V194H13L14 196H13V195H10V194H11V193H10ZM22 190H23V189H22ZM26 190H27V189H26ZM42 190H43V189H42ZM111 190H112V191H111ZM118 190H119V189H118ZM118 190H116V192H115L117 195L121 192L120 190H119V192H118ZM121 190H122V189H121ZM152 190H154V188H152ZM168 190H169V189H168ZM168 190H167V192H168ZM192 190H193V189H192ZM3 191H4V190H3ZM13 191H14V190H13ZM13 191H11V192H13ZM19 191H20V190H19ZM96 191H97V192H96ZM110 191H111V192H110ZM144 191H145V192H144ZM160 191H161V190H160ZM160 191H159V192H160ZM169 191H170V190H169ZM190 191H191V190H190ZM196 191H197V190H196ZM196 191H194V193H195ZM222 191H223V190H222ZM240 191H241V190H240ZM240 191H239V192H240ZM21 192H23V191H21ZM29 192H30V191H29ZM36 192H37V191H36ZM46 192H47V191H46ZM70 192L72 193V195L77 193L76 191L74 192V190H72V189H71ZM113 192H112V193H113ZM151 192H152V191L149 190L148 193L150 194ZM153 192H154V191H153ZM155 192H156V191H155ZM173 192H174V191H173ZM178 192H179V191H178ZM248 192H249V191H248ZM250 192H252V191H250ZM257 192H258V190H257ZM259 192H260V191H259ZM25 193H26V192H25ZM27 193H28V192H27ZM38 193H39V192H38ZM38 193H37V194H38ZM125 193H126V192H125ZM125 193H124V194H125ZM130 193H131V190H130ZM135 193H137V192H135ZM157 193H158V192H157ZM174 193H175V192H174ZM176 193H175V194H176ZM196 193H197V192H196ZM222 193H223V192H222ZM227 193H226V194H227ZM235 193H237V192L235 191ZM0 194H2L1 191H0ZM116 194H114V195L112 194L113 197H114V200H115V198L118 199V198H117L118 196L121 197V196L123 195V194H121V195H118V196L115 197ZM128 194H129V193L127 192V193H126V196H127ZM149 194H148V196H146L147 198H148L150 195H151V196L153 195V194H150V195H149ZM154 194H155V193H154ZM171 194H172V193H171ZM177 194H178V193H177ZM204 194H205V193H204ZM207 194H208V193H207ZM220 194H221V193H220ZM226 194H225V197H224V198H226ZM230 194H231V196H232V192H231ZM237 194H238V193H237ZM237 194H236V195H237ZM245 194L247 195L246 192H245L244 194L242 193V194H241V197H242V195H243L244 199L246 200L248 197H246ZM69 195H70V194H69ZM97 195H101V196L103 197V198L101 197V198L103 199V202H101L102 200H99V199H101V198L97 199ZM194 195H196V194H194ZM198 195H199V194H198ZM202 195H203V194H202ZM227 195H228V194H227ZM233 195H234V193H233ZM236 195H235V197H236ZM47 196H48V199H49L48 201H50L52 204L55 205V203H56V196H57V194L55 193V190H54V189H53V190H49V191L47 192ZM143 196H144V194H143ZM169 196H170V195H169ZM221 196H223V195H221ZM228 196H229V195H228ZM231 196H230L231 199L229 198L230 200H232V197H231ZM0 197H1V195H0ZM44 197H45V196H44ZM44 197H43V198H44ZM123 197H125V196L123 195ZM123 197H122V199H124ZM163 197H164V196H163ZM163 197H161V198H163ZM173 197H174V196H173ZM173 197H172V198H173ZM181 197H182V196H181ZM201 197H202V196H201ZM203 197H205V196H203ZM245 197H246V198H245ZM15 198H16V197H15ZM37 198H38V197H37ZM150 198H151V197H150ZM155 198H156V197H155ZM155 198H154V199H155ZM161 198H159V199H161ZM164 198H166V197H164ZM164 198H163V199H164ZM177 198H178V196H177ZM177 198H175L176 200H175L174 198H173L174 200H170L171 198H169V200H170V201H177ZM199 198H200V197H199ZM206 198H207V197H206ZM238 198H240L239 195H238ZM259 198H260V196H259ZM20 199H21V198H20ZM154 199H153V200H154ZM163 199H161V200L163 201ZM196 199H198V198H196ZM210 199H211V198H210ZM212 199H213V198H212ZM212 199H211V200H212ZM235 199H237V198H234V200H235ZM240 199H241V198H240ZM242 199H243V198H242ZM34 200H35V198H34ZM106 200H107V202H106ZM111 200H112V199H111ZM124 200H125V199H124ZM166 200H167V199H166ZM166 200L164 199V201H166ZM203 200H204V198H203ZM211 200H210V201H211ZM218 200H219V198H218ZM224 200L226 201V199H224ZM224 200H223V201H224ZM247 200H248V199H247ZM10 201H11V200H10ZM48 201H46V202H48ZM74 201H76V200H74ZM104 201H105V202H104ZM182 201H183V200H182ZM207 201H208V199H207ZM225 201H224V202H225ZM227 201H228V200H227ZM46 202H45V204H46ZM76 202H77V201H76ZM117 202H119V201H117ZM117 202H116V203H117ZM125 202H126V201H125ZM167 202H168V200H167ZM167 202H166V203H167ZM235 202H236V201H235ZM235 202H234V203H235ZM240 202H241V201H239V203H240ZM242 202H244V201H242ZM242 202H241V203H242ZM23 203H24V202H23ZM79 203H78V204H79ZM101 203H102V204H101ZM112 203H114V201H113ZM122 203H123V201H122ZM157 203H158V202H157ZM161 203H162V204H163V203L166 204L165 202H160V203H158V205H156V206H159L160 208L163 207L162 205H159V204H161ZM174 203H176V202H174ZM178 203H179V202H178ZM178 203H176V204H178ZM203 203H204V201H203ZM205 203H206V202H205ZM219 203H220V202H219ZM221 203H223V202H221ZM227 203L229 204V202H227ZM234 203H232V204H234ZM236 203H237V202H236ZM78 204H77V205H78ZM107 204H108V203H107ZM118 204H119V203H118ZM127 204H128V203H127ZM164 204H163V205H164ZM168 204H169V205H172L173 203H167V204L164 206L165 210L168 209ZM184 204H185V202H184ZM188 204H189V202H188ZM207 204H208V203H207ZM209 204H210V203H209ZM211 204H212V203H211ZM232 204H230V207H231ZM237 204H238V203H237ZM237 204H235V205H236L235 208L238 209L237 206L240 205V204H238V205H237ZM243 204H244V203H243ZM245 204H246V203H245ZM25 205H26V204H25ZM113 205H116V204L114 203ZM119 205H120V204H119ZM119 205H118V206H119ZM123 205H124V203L122 204V207H124L122 210H121L122 207H121L120 209H118L120 206H119V207L117 206V207H118V208H117V211H116V208H115V207L113 208V206H112L111 209H112V210L115 209V210L112 211L111 209H109V212H110V210H111L110 215L112 214V212H113V214H114L115 212L118 213V211H119V212L121 211V212L124 213L123 210H125V208H126V210H127V207H128V206L126 205V206H127V207H126L125 205H124V206H123ZM152 205H153V204H152ZM179 205H180V203H179ZM195 205H197V204H195ZM220 205H221V204H220ZM223 205H225V204H223ZM22 206H23V204H22ZM43 206H44V205H43ZM106 206H107V205H106ZM110 206H111V204L109 203V206H108V207L110 208ZM202 206H203L202 208H204V205H202ZM244 206H245V205H244ZM38 207H39V206H38ZM98 207L100 208V210H99ZM147 207H149V206H147ZM150 207H151V206H150ZM166 207H167V208H166ZM174 207H175V206H174ZM188 207H189V206H188ZM195 207H196V206H195ZM233 207H234V205H233ZM10 208H11V207H10ZM36 208H37V207H36ZM53 208H54V207H53ZM177 208H178V207H177ZM183 208H184V207H183ZM199 208H200V210L202 209L201 207H199ZM206 208H207V207H206ZM242 208H243V207H242ZM43 209H44V208H43ZM82 209H81V210H82ZM156 209H157V207H156ZM180 209H181V208H180ZM224 209H225V208H224ZM229 209H230V208H229ZM229 209H228V210H229ZM232 209H233V211L236 210V209H234V208H232ZM232 209H231L230 212H232ZM240 209H241V208H240ZM1 210H2V209H1ZM26 210H27V209L25 208V211H23V212H18L19 214L17 213L18 215L15 216V217L13 218V221H11L10 224H9V231H8V233L10 234V238H11L12 240L15 239L14 236H16V235L14 234V232H16V230H17L18 227H22V228H23L22 230L19 229L20 231H23L24 229H25V230L28 229L27 226H28L29 221H28V223H26V220H25V215H26V213H27ZM28 210H29V209H28ZM126 210H125V213H124V214H121V215H125V214H127V213H126V212H127ZM144 210H145V209H144ZM147 210H148V209H147ZM153 210H154V209H153ZM160 210H162V208H161ZM165 210H164V209L162 210L163 214H165L166 212H168V211L165 212ZM168 210H171V208H169ZM200 210H199V211H200ZM226 210H227V209H226ZM242 210H243V209H242ZM155 211H156V210H155ZM175 211H176V210H175ZM179 211H181V210H179ZM179 211H178V212H179ZM185 211H186V210H185ZM188 211H190V210L187 209V212H188ZM194 211H195V210H194ZM203 211H204V210H203ZM219 211H221V210H219ZM219 211H218V214H219ZM12 212H13V211H12ZM107 212H108V211H107ZM128 212H129V211H128ZM162 212H160V211L158 212V211H157L156 213H160V214H161ZM173 212H174V211H173ZM173 212H172V213H173ZM196 212H198V211H196ZM222 212H225V211H222ZM222 212H220V213H221V214H220V217H219V218H220V221H218L219 224H220V225H219V224H218V225H219V226H222V229H221V245H222V246H218V247H217V245H216L215 248H216V249L219 248V247L224 248V249H225V248H232L231 250H232V251L234 250L233 252H234V254H235V256H233V254H232V256L235 257V258H236V256L239 257L240 255L243 254V251H242V250H237V249L235 248L236 246H235L234 242H235V240H236L237 243H238L240 239L237 238V237L235 236V234H237V233H236L234 230H232V231H233V233H235V234H233L232 231L229 230L230 228L227 229V226H228V227L230 226V225H228V224H229L228 221H231V219H233L232 217L236 215L237 211H236V212H232L233 214H235V215L231 214V215H233V216H231V215L228 214V213L226 214V215H227V216H226L225 213H223V214L225 215V217H224V215L222 214ZM238 212H239V211H238ZM4 213H5V212H4ZM105 213H106V212H105ZM168 213H169V212H168ZM170 213H171V212H170ZM174 213H175V212H174ZM188 213H189V212H188ZM200 213H201V211H200ZM205 213H206V211H205ZM11 214H12V213H11ZM39 214H41V212H40ZM39 214H38V215H39ZM106 214L109 215L108 213H106ZM131 214H132V212H131ZM131 214H129V215H131ZM163 214H161V215H162V218H163V217L166 218V215L163 216ZM198 214H199V213H198ZM201 214H202V213H201ZM1 215H3V212L0 211V216H1ZM99 215H100V214H98V216H99ZM102 215H103V214H102ZM107 215H106V216H107ZM110 215H109V216H110ZM129 215H128V216H129ZM157 215H158V214H157ZM161 215H160L159 217H157V216H156V217H157L158 219H160V218H161ZM167 215H168V214H167ZM171 215H172V214H171ZM186 215H188V214H186ZM186 215H185V216H186ZM189 215H191V214L189 213ZM205 215H206V214H205ZM205 215H204V213H203L202 216L204 217ZM229 215L231 216V218H229ZM40 216H41V215H40ZM74 216H75V215H74ZM109 216H107L108 219L110 218ZM125 216H127V215H125ZM128 216H127L126 218L124 217V219H126V220H128V221H124V223L121 222L122 224H121L120 221H119V223L122 225V226H120L121 229L118 228V227H117V228H118V230L120 229V230H121L120 233L123 234V235L120 237L121 240H122L123 242H127L129 245H130V244L132 245V242H130L129 240L132 239L131 241L135 242L138 238H140V237L138 236L140 233H145V230L147 231L148 226H147V229H146L145 226H144V232H143V229L139 230L138 227H137V229H134V228H133V224H136V225H137V222H136L135 220H138V219H133L135 222L131 225V221L129 222V219L132 218V216H131V217L129 216L130 218H128ZM146 216H147V215H146ZM174 216H175V215H174ZM174 216H173V217H174ZM180 216H183V215L180 214ZM180 216H179V217H180ZM202 216L200 215L199 217H202ZM214 216H216V214H215ZM214 216H213V217H214ZM236 216H238V215H236ZM1 217H2V216H1ZM26 217H28V216H26ZM38 217H39V216H38ZM42 217H43V216H42ZM100 217H101V216H100ZM107 217H106V218H107ZM111 217H112V216H111ZM118 217H119V220H120L121 216L119 215ZM168 217H169V216H168ZM176 217H177V216H176ZM205 217H206V216H205ZM205 217H204V218H205ZM226 217H227L229 220H228V219L225 220ZM2 218H3V217H2ZM39 218H40V220H41V217H39ZM95 218H97V217H95ZM122 218H123V217H122ZM127 218H128V219H127ZM151 218H152V217H150V219H151ZM169 218H170V217H169ZM169 218L166 219L165 222H167V220H168V222H169V220H170ZM182 218H183V217H182ZM182 218H180V219H182ZM194 218L196 219V217H194ZM197 218H198V217H197ZM219 218H218V219H219ZM224 218H225V219H224ZM116 219H117V218H116ZM124 219H123V220H124ZM152 219H154V218H152ZM155 219H156V218H155ZM174 219H175V218H174ZM178 219H179V218H178ZM198 219H199V218H198ZM216 219H217V218H216ZM216 219H215V220H216ZM28 220H29V219H28ZM34 220H35V221H34ZM34 220H33V219H32V221L30 220V221H31L30 223L32 224L33 227H34L36 224H38V223L40 222L39 219H38V220L34 219ZM90 220H92V219L90 218ZM90 220H89V222H90V223L92 222V225H94V226L97 225V222H96V224H95L94 221L98 220V218L95 219V220H93V221H90ZM103 220H104V222H106V221H109L110 219H109V220H106V219H102V217H101V221H102V222H101V221H100V218H99V221H100L101 223H103ZM105 220H106V221H105ZM123 220H122V221H123ZM130 220H131V219H130ZM163 220H164V219H163ZM171 220H172V219H171ZM176 220H177V219H176ZM248 220H249V219H248ZM248 220H247V221H248ZM253 220H254V219H253ZM76 221H78V220H76ZM149 221H150V220H149ZM157 221H158V220H157ZM193 221H195V220H193ZM206 221H207V219H206ZM210 221H211V220H210ZM210 221H209V222H210ZM72 222H73V221H72ZM89 222H88V223H89ZM100 222H99V224H101ZM159 222L162 223V222H161V219L159 220ZM172 222H173V221H172ZM214 222H217V221H214ZM250 222H251V220H250ZM76 223L79 224L80 221H78V222H76ZM81 223H82V222H81ZM81 223L79 224V225L81 226V228H79V230L81 229L80 232H82V233H84V234H85V232H83V231L86 230V233H87V229L92 228V227H89V226H91L90 224H89V225H88V224L86 225V224H85L86 222H85L83 225H82ZM93 223H94V224H93ZM142 223H143V221H142ZM146 223H147V222H146ZM170 223H171V221H170ZM175 223H176V221H175ZM195 223H196V221H195ZM211 223H212V222H211ZM227 223H228V224H227ZM248 223H249V222H248ZM31 224H30V225H31ZM52 224H54V222H53ZM120 224H119V225H120ZM147 224H149V222H148ZM152 224H154V223H152ZM179 224H180V223H179ZM182 224H183V223H182ZM199 224H200V223H199ZM206 224H207V223H206ZM7 225H8V224H7ZM73 225H74V223H73L71 226L73 227ZM101 225H102V224H101ZM101 225H100V226H101ZM116 225H118V224H116ZM116 225L112 224V226H116ZM139 225H140V227H142V225H145V221H144L143 224H141V221H140V224H139ZM139 225H137V226H139ZM150 225H151V224H150ZM150 225H149V226H150ZM154 225H155V224H154ZM154 225H151V226H154ZM167 225H168V224H167ZM172 225H173V224H172ZM174 225H175V224H174ZM174 225H173V226H174ZM177 225H178V224H177ZM177 225H176V226H177ZM207 225H208V224H207ZM218 225H217V226H218ZM244 225H246V223H245ZM252 225H253V224H252ZM49 226H50V225H49ZM97 226H98V225H97ZM104 226H105V224H104ZM106 226H108V225H106ZM109 226H111V225L109 224ZM109 226H108V228H107V227H105V228L108 229V230H110L111 227H110V229H109ZM156 226H157V225H156ZM169 226H170V224H169ZM169 226H167V227H169ZM202 226L204 227V225H202ZM202 226H201V228H202ZM232 226H233V225H232ZM254 226H256V225H254ZM258 226H259V225H258ZM30 227H31V226H30ZM41 227H42V226H41ZM66 227H67V226H66ZM135 227H136V226H135ZM154 227H155V226H154ZM195 227H196V226H195ZM210 227H211V225H210ZM210 227H209V228H210ZM230 227H231V226H230ZM256 227H257V226H256ZM256 227H254V228H256ZM98 228H99V227H97V229H98ZM102 228H103V226H102ZM114 228H115V227H114ZM114 228H113V229H114ZM151 228H153V227H151ZM172 228H173V227H171V229H172ZM196 228H197V227H196ZM196 228H195V229H196ZM220 228H221V227H220ZM231 228H232V227H231ZM251 228H252V227H251ZM43 229H44V228H43ZM45 229H47V227H46ZM48 229H49V228H48ZM94 229H96V228H94ZM94 229L92 228L91 230L88 231V233L93 232ZM103 229H104V228H103ZM149 229H150V228H149ZM161 229H162V228H161ZM195 229H193V231H197V230H195ZM202 229H203V228H202ZM28 230H29V229H28ZM98 230H100V229H98ZM114 230H115V229H114ZM118 230H117V231H118ZM155 230H156V229H155ZM155 230L151 229L152 233H153ZM189 230H190V229H189ZM198 230H199V228H198ZM211 230H212V228H211ZM3 231H4V229H3ZM45 231H46V230H45ZM52 231H54V228H53ZM71 231H72V230H71ZM95 231H96V230H95ZM104 231H105V230H104ZM104 231H103V232H104ZM115 231H116V230H115ZM151 231L148 230V232H151ZM173 231H174V230H173ZM177 231H178V230H177ZM204 231H205V230H204ZM4 232H5V231H4ZM77 232H79V231L77 230ZM111 232L113 233V231H111ZM168 232H169V231H168ZM215 232H216V231H215ZM18 233H19V232H18ZM96 233H97V232H96ZM96 233H95V234H96ZM99 233H100V235H101V232L98 231L97 234H99ZM115 233H116V232H115ZM117 233H118V232H117ZM117 233L113 235L114 238L116 237V238H115L116 240H118ZM120 233H118V234H120ZM172 233H173V232H172ZM178 233L181 234V232H178ZM178 233H175L176 236L178 235V238H179V239L181 238L180 240L183 241L184 237H183V238L180 237ZM182 233H183V232H182ZM195 233H197V232H195ZM4 234H5V233H4ZM4 234H3V235H4ZM21 234H22V233H21ZM21 234H20V235H21ZM90 234H91V233H90ZM107 234L109 235V233H107ZM145 234H146V233H145ZM159 234H160V233H159ZM82 235H83V234H82ZM82 235L80 234V235L77 236L78 238H76V239H77L78 241H77L76 244H78V243L81 244V242H80V240H79V236L82 237ZM92 235H94V234L92 233ZM105 235H106V234H105ZM105 235H104V233H103V236H104V237H105ZM110 235H111V234H110ZM140 235H141V234H140ZM149 235H153V234H150V233H149ZM154 235H155V236H154L155 238H156V236H158V235L155 234V232H154ZM170 235H171V238H172L173 236H172V234H171V231H170ZM193 235H194V234H193ZM205 235H206V234H204V236H205ZM4 236H5V235H4ZM30 236H32V234H31ZM30 236H28V237H30ZM46 236H48V235H46ZM59 236H61V235H58V237H59ZM111 236H112V235H111ZM147 236H148V235H147ZM147 236H146V237H147ZM165 236H169V234H167V235L165 234ZM197 236H198V235H197ZM197 236H196V237H197ZM204 236H203V237H204ZM207 236H208V234H207ZM234 236H235L236 238H235ZM254 236H255V235H254ZM12 237H13L14 239H13ZM95 237H96V236H95ZM97 237H98V236H97ZM97 237L95 238V241L93 240V236H92V238H89V239L93 240V242L96 243V246H97L96 248H97V250H99V251L102 250V249H103V246H104V248L107 249V251H106L107 254H108V252H109L108 250H115V249H114V248H115L114 246H116L118 243H114L113 240H112V242L115 244V245L113 244V245H114V246H113L112 243L110 244V242H111L110 240H109L110 242H109V241H106V239L102 241V240H101L102 238L99 237V239H100V240H99V239H97ZM107 237H109V236H107ZM107 237H106V238H107ZM113 237H111V238H113ZM142 237H143V236H142ZM154 237H153V238H154ZM174 237H175V235H174ZM185 237H186V236H185ZM203 237H202V238H203ZM211 237H212V236L210 235L208 238L212 239V240H210V239H209V240L213 242V237H212V238H211ZM46 238H47V237H46ZM73 238H74V234H73ZM83 238H84V236H83ZM85 238H86V236H85ZM109 238H110V237H109ZM122 238H123V239H122ZM126 238H128V239H126ZM148 238H149V237H148ZM155 238L152 239L153 242H155ZM164 238H165V237H164ZM167 238H168V237H167ZM167 238H166V239H167ZM176 238H177V237H176ZM193 238H194V237H193ZM205 238H206V241H207V237H206V236H205ZM251 238H253V237H251ZM254 238H255V237H254ZM254 238H253V239H254ZM22 239H23V236H22ZM107 239H108V238H107ZM156 239H157V238H156ZM160 239H162V238L160 237ZM169 239H170V238H169ZM238 239H239V240H238ZM260 239H261V238H260ZM18 240L21 241V238L19 237ZM18 240H17V241H18ZM46 240H48V239H46ZM55 240H56V239H55ZM119 240H120V239H119ZM140 240H141V239H140ZM143 240H145V239L143 238L142 241H143ZM146 240H148V239H146ZM146 240H145V241H146ZM152 240H151V242L149 241L148 244L146 243V244L143 245V243H142L143 247H139V249H140V250H141V249L143 250V248H144L146 245H147L148 247H145V248H150V247L152 246V243H153ZM173 240L175 241V238H174ZM202 240H203V239H202ZM202 240H201V241H202ZM14 241H16V239H15ZM84 241H86V240H84ZM122 241H121V242H122ZM137 241H138V240H137ZM142 241H140V242H142ZM145 241H143V242H145ZM160 241H161V240H160ZM165 241H166V240H165ZM170 241H171V240H170ZM198 241H199V239H198ZM206 241H205L204 243H206ZM256 241H258V240H256ZM261 241H262V240H261ZM46 242H47V241H46ZM108 242H109V243H108ZM116 242H117V241H116ZM129 242H130V243H129ZM157 242H158V239H157ZM194 242H195V241H194ZM215 242L218 243L217 241H215ZM259 242H260V241H259ZM263 242H264V241H262L261 243H263ZM13 243H15V242H13ZM47 243H48V245H50L49 240H48ZM89 243H90V242L88 241V242H87V245H92V244H93L92 242H91L92 244H91V243L89 244ZM95 243H94V245H95ZM127 243H126V244H127ZM135 243H136V242H135ZM135 243H133V244L135 245ZM138 243H139V242H138ZM150 243H151V244H150ZM161 243H162V242L157 243V244H161ZM174 243H175V242H174ZM196 243H199V244H200V241H199V242L196 241ZM207 243H208V242H207ZM216 243H215V244H216ZM237 243H236V245H237ZM255 243L257 244V242H255ZM11 244H12V243H11ZM22 244H25V243H22V242H21V245H22ZM26 244H27V243H26ZM32 244H33V243H32ZM56 244H57V246H58V243H56ZM84 244H85V242H84ZM123 244L126 245L125 243H122L121 245H123ZM128 244H127V246H128ZM149 244L151 245L150 247H149ZM155 244H156V243H155ZM155 244L153 243L154 246H155ZM157 244H156V245H157ZM162 244H163V243H162ZM209 244H210V242H209ZM212 244H213V246L215 245L214 243H212ZM212 244L210 245L211 247H213ZM250 244H251V243H250ZM21 245H20V247H21ZM28 245H30V242H29ZM28 245H27V246H28ZM124 245H123V246H124ZM163 245H164V244H163ZM166 245H167V244H166ZM169 245H170V244H168V246L166 247V248H168V250H166V251H169V249H170V248H169ZM191 245H192V243H191ZM200 245H201V244H200ZM218 245H219V244H218ZM238 245H239V243H238ZM260 245H261V244H260ZM262 245L264 246V243H263ZM30 246H31V248H35V247H33L32 245H30ZM34 246H35V245H34ZM55 246H56V245H55ZM57 246H56V247H57ZM59 246H60V245H59ZM76 246H77V245H76ZM85 246H86V245H85ZM85 246H84V247H85ZM132 246H133V245H132ZM140 246H141V245H140ZM159 246H160V245H159ZM164 246H165V245H164ZM197 246H199V245L197 244ZM22 247H23V245H22ZM24 247H25V246H24ZM40 247H41V246H40ZM56 247H55V248H56ZM69 247H71V246H69ZM86 247H87V246H86ZM88 247H89V246H88ZM88 247H87V248H88ZM90 247H91V249H92V247H94V246H90ZM116 247H117V246H116ZM125 247H126V246H125ZM128 247H129V246H128ZM128 247H127V248H128ZM134 247L136 248L137 246H134ZM134 247H132V248H134ZM155 247H156V246H155ZM160 247H161V246H160ZM160 247H158V246H157L156 248L151 247V249H152L153 251H155L156 249L158 250V248H160ZM189 247H190V246H189ZM202 247H203V245H202ZM202 247H201V249H202ZM257 247H258V246H257ZM259 247H262V246H259ZM58 248H59V247H58ZM120 248H121V247H120V243H119V245H118V249H120ZM123 248H124V247H123ZM123 248H122V249H123ZM166 248H165V249H166ZM192 248H193V246L191 247V249H192ZM197 248H198V247H197ZM197 248H196V249H197ZM203 248H204V247H203ZM209 248H210V247H209ZM209 248H208V249H209ZM213 248H214V247H213ZM221 248H219L220 250H219L218 252L221 251ZM233 248H234V249H233ZM237 248H238V247H237ZM245 248H246V247H245ZM27 249L30 250V248H28V247H27ZM68 249H69V248H68ZM72 249H73V248H72ZM72 249H71V250H72ZM122 249H120L121 252H122ZM130 249H131V247H130ZM151 249H147V250H149V252H150ZM163 249H164V247H163ZM188 249H189V248H188ZM196 249H194L195 252H196ZM199 249H200V248H199ZM199 249H198V250H199ZM258 249H259V248H258ZM260 249H261V248H260ZM24 250H25V248H24ZM33 250H34V249H33ZM81 250H83V249H81ZM89 250H90V249H89ZM97 250H93V249H92V251H94V252H96ZM104 250H105V249H104ZM126 250H129V248L126 249ZM145 250H146V249H145ZM145 250H144V251H145ZM147 250H146V251H147ZM160 250H162V249H160ZM181 250H183V249H181ZM198 250H197V251H198ZM203 250H206V249H203ZM229 250H230V249H229ZM229 250H228V251H229ZM243 250H244V249H243ZM83 251L85 252V250H83ZM123 251L125 252V248H124ZM129 251H130V250H129ZM158 251H159V250H158ZM172 251H173V250H172ZM183 251H184V250H183ZM186 251H187V250H186ZM201 251H202V250H201ZM207 251H208V250H207ZM210 251H211V249H209V251H208L207 253H206V251H205L207 257H210V255H209ZM1 252H2V251H1ZM4 252H5V251H4ZM29 252H30V251H29ZM56 252H58V251L56 250ZM65 252H66V251H65ZM94 252H92V253H94ZM97 252H98V251H97ZM97 252H96V253H97ZM112 252H113V251H111V253H112ZM132 252H134V251H132ZM132 252H130V253L128 252V253H127V251H126V254H122V255L120 254V256L122 257V258H120V259H125V261H126V260H127V259H126V258H127L126 256H128L127 254L130 255ZM135 252H136V253H134L133 255L131 254V256H128V258H129V257H134V258L137 257V256L139 255V254H138L139 251L137 252V250L135 249ZM142 252H143V251H142ZM142 252L140 251L141 254H140L139 256L142 255V256H141V258H142V257L144 256V254H145V255H147V256H145V257L148 258L149 254H148V253L146 254V253H144V252H143V253H144V254H143ZM155 252H156V251H155ZM155 252H153V253H155ZM159 252H160V251H159ZM159 252H158V253H159ZM170 252H171V251H170ZM188 252H189V250H188ZM190 252H191V251H190ZM213 252H214V251H213ZM218 252H217V254H218ZM229 252L231 253V251H229ZM244 252H246V251L244 250ZM257 252H258V254H256V255H258V256H259L260 254L263 255V254H264V253H263V252H264V247L261 249V251H260L261 253H260V254H259V250H258ZM2 253H3V252H2ZM27 253H28V252H27ZM68 253H69V252H68ZM73 253H74V251H73ZM79 253H80V252H79ZM90 253H91V251H90ZM98 253H99V252H98ZM100 253L103 254L104 252L102 251V252H100ZM153 253H152V254H153ZM165 253H167V252H165ZM175 253H176V252H175ZM180 253H181V252H180ZM196 253H197V252H196ZM226 253H228V252H226ZM253 253H256V252H253ZM253 253H252V254H253ZM57 254H58V253H57ZM101 254H100V255H101ZM104 254H105V253H104ZM104 254H103V255H104ZM113 254H114V252H113ZM115 254H116V253H115ZM136 254H138V255H136ZM203 254H204V252H203ZM210 254H211V253H210ZM221 254H222V252H221ZM221 254H220V255H221ZM228 254H229V253H228ZM228 254H226V255L228 256ZM248 254H249V253H248ZM0 255H1V254H0ZM72 255H73V254H72ZM72 255H71V256H72ZM74 255H77V254H74ZM95 255H96V254H95ZM97 255H98V254H97ZM125 255H126V256H125ZM134 255H135V256H134ZM155 255H158V254H155ZM170 255H171V254H170ZM183 255H184V254H183ZM208 255H209V256H208ZM213 255H215V254L213 253ZM226 255H225V256H226ZM243 255H244V254H243ZM253 255H254V254H253ZM256 255H255V256H256ZM25 256H27V255H25ZM48 256H49V254H48ZM80 256H81V255H80ZM105 256H106V254H105ZM116 256L118 257V256H119V253H117ZM153 256H154V254H153ZM166 256H167V255H166ZM172 256H174V255H172ZM172 256H171V257H172ZM188 256H189V255H188ZM215 256H217V255H215ZM232 256L229 255L230 259H231ZM248 256H249V255H248ZM12 257H13V256H12ZM16 257H17V256H16ZM16 257H15V258H16ZM59 257H61V256H59ZM59 257H57V258H59ZM63 257H64V255H63ZM78 257H79V256H78ZM84 257H85V256H84ZM90 257H91V256H89L88 258L91 259V260H90V262H91V261H93V258H90ZM102 257H103V256H102ZM123 257H125V258H123ZM163 257H164V256H163ZM174 257H175V256H174ZM174 257H173V259H174ZM189 257H190V256H189ZM223 257H224V256H223ZM240 257H241V256H240ZM240 257L238 258V261L240 260ZM243 257H244V256H243ZM17 258H18V257H17ZM41 258L43 259L44 257H42V255H41ZM82 258H83V255H82ZM95 258H96V257H94V259H95ZM106 258H107V259L103 258L104 260H103L102 262L107 263V261H108V263H109V260L111 259V257H109V259H108V257H106ZM112 258H114V257L112 256ZM137 258H138V257H137ZM167 258H169V257H167ZM193 258H194V256H193ZM197 258H198V257H197ZM210 258H211V257H210ZM214 258H215V257H213V258H211V259L213 260ZM218 258H219V257H218ZM224 258H225V257H224ZM224 258H221V257H220V259H222V260H225ZM241 258H242V257H241ZM246 258H247V257H246ZM255 258H256V257H255ZM258 258H259V257H258ZM9 259H11V258H9ZM13 259H14V257H13ZM24 259H25V258H24ZM28 259H29V258H28ZM30 259H31V258H30ZM46 259H47V257H46ZM114 259H115V258H114ZM114 259H113V260H114ZM135 259H136V258H135ZM139 259H140V258H139ZM139 259H138V260H139ZM143 259H145V258L143 257ZM164 259H166V258H164ZM164 259L162 258V260H164ZM179 259H180V258H179ZM184 259H186V258H184ZM187 259H188V258H187ZM208 259H209V258H208ZM220 259H217V257H216V259H215V260H216V263H217V261L220 260ZM248 259H249V258H248ZM68 260H69V259H68ZM74 260H75V259H74ZM76 260H77V258H76ZM86 260H88V259H86ZM97 260H99V261L101 262L102 259H101V258L98 259V257H97ZM129 260H131V259L129 258ZM169 260H170V259H169ZM171 260H172V259H171ZM171 260H170V261H171ZM191 260H193V259H191ZM198 260H200V259H198ZM215 260H213V261H215ZM232 260L234 261L233 258H232ZM236 260H237V258H236ZM246 260H247V259H246ZM250 260H252V259L250 258ZM258 260H259V259H258ZM258 260H256V261L258 262ZM263 260H264V257H263ZM46 261H47V260H46ZM63 261H64V260H63ZM70 261H72V260L70 259ZM122 261H123V260H122ZM133 261H134V259H133ZM133 261H132V262H133ZM136 261H137V260H135V263H136ZM142 261H144V260H142ZM157 261H158V259H157ZM157 261H155V262H157ZM160 261H161V260H160ZM167 261H168V260H167ZM167 261H165V262H167ZM173 261H174V260H173ZM173 261H172V262H173ZM184 261H185V260H184ZM187 261H188V260H187ZM205 261H206V260H205ZM205 261H203V262H205ZM226 261H227V260H226ZM226 261H225V262H226ZM228 261H229V259H228ZM228 261L226 262V264H228ZM233 261H232V262H233ZM238 261H234V262H236V264H238V263H237ZM242 261H244V262H243L244 264H245V263H246V264H247V263L250 264V261H249V260H248L249 262H248V261L245 262V259H243ZM242 261H240V262H242ZM254 261H255V260H254ZM9 262H10V261H9ZM11 262H12V260H11ZM29 262H31V261H29ZM61 262H62V261H61ZM75 262H76V261H75ZM82 262L84 263L85 261L83 260ZM100 262H99V263H100ZM102 262H101V263H102ZM111 262H112V260H111ZM127 262H128V261H127ZM127 262H125V263H127ZM138 262H139V261H138ZM149 262H150V261H149ZM172 262H171V263H172ZM188 262H189V261H188ZM193 262H196V261H193ZM193 262H192V264H194ZM198 262H200V261H198ZM219 262L221 263V260L218 261V263H219ZM223 262H224V261H223ZM225 262H224L223 264H225ZM229 262H230V264H231V260H230ZM240 262H239V264H242V263H240ZM252 262H253V261H251V263H252ZM259 262H261V256H260V261H259ZM259 262H258V263H259ZM70 263H71V262H70ZM85 263H86V262H85ZM99 263L97 262L96 264H99ZM104 263H102V264H104ZM125 263H124V264H125ZM128 263H129V262H128ZM135 263H134V264H135ZM150 263H151V262H150ZM161 263H162V262H161ZM167 263H168V262H167ZM183 263H184V262H183ZM183 263H182V264H183ZM208 263H209V262H207V264H208ZM9 264H10V263H9ZM19 264H20V263H19ZM32 264H33V263H32ZM78 264H80V263H78ZM87 264H88V263H87ZM89 264H93V263L91 262V263H89ZM109 264H111V263H109ZM122 264H123V263H122ZM130 264H131V263H130ZM137 264H138V263H137ZM139 264H142V263H139ZM143 264H144V263H143ZM148 264H149V263H148ZM153 264H154V263H153ZM158 264H159V263H158ZM186 264H187V263H186ZM190 264H191V263H190ZM201 264H203V263H201ZM221 264H222V263H221ZM255 264H257V263H255ZM260 264H261V263H260ZM262 264H264V263H262Z\"/></svg>",
  "mask_w": 264,
  "mask_h": 264
}]
</instances>
